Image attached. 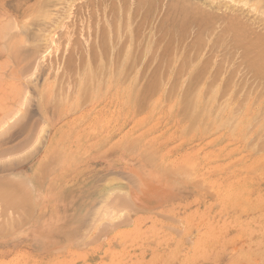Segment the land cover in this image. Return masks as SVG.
<instances>
[{
	"label": "rangeland",
	"instance_id": "374dc122",
	"mask_svg": "<svg viewBox=\"0 0 264 264\" xmlns=\"http://www.w3.org/2000/svg\"><path fill=\"white\" fill-rule=\"evenodd\" d=\"M42 1H45L47 3L42 2ZM48 1H46V0H0V32H1L2 36L5 34L6 30L8 32V34L6 33L7 35L5 34L6 38H2V36L0 35V117H3V119H5V120H3L1 118L3 121L0 119V126H1V128H0V131H1L0 132V153L1 154L0 155L3 154L2 158L0 157V160L4 162L3 163L0 161L2 163V164L0 163V179H1L0 181L5 179V181H3L1 183V184H3L5 182L4 183L5 185L3 184V187L0 185V187L2 189V193H0V199H1L0 200V225H1L0 226V264H109L110 263V259H109L110 255L116 251H120V250H118V248H120V247L123 248V250H125V252H127L126 258L124 260L122 258V264L123 263L124 264H134L135 260H137L139 263L140 262L141 263H149L151 260L152 254H153L150 242H146L145 244H142V245H141V243L138 242V244L134 243L132 246H130L128 244V242L123 244V245L119 243L120 246H118L119 244L115 243L116 240L114 242V239H116V236H118L119 234H126V233H128V231L133 229L134 225H135V220H137V219H141V221H142V223L140 225H138L142 231H145V230L147 231L148 229L150 230L155 224H158V229H160V232L165 233L167 235L166 240H165V243L167 242L165 245V248L168 249L167 251L171 252V251H173V249L175 250V248H176L175 246L180 244L179 239L182 236H184L187 243L182 244V242H181L182 252L178 253V255H180V256L183 254L189 253L193 244H195L197 242L198 238L204 232H206L205 230H207L208 224H210V223H214L215 225H218V228L225 227V231L227 230L225 232L226 234L224 233L225 238H223V239L224 240L228 239L227 240L228 243L225 244L223 247H221L217 243L214 244V251H217V256H218L217 260H219L220 264H229L230 259L233 258L239 252L249 250V252L252 253L255 251V249H257L258 246H259L258 249H260V252L264 254V249H263V247H264V209H263L264 205H260L259 204L260 202H258V200L262 199V198L264 201V179H263L264 175L261 176V174H264V168H263V170L261 169L258 171V173H257L258 176H255L256 174H252V173H250V174L254 177H251L250 174L247 175L248 176L247 178H249V176H250L248 181L250 183H252V185L250 186L251 188L249 189L248 194H247L248 199H249L248 204L251 206L250 209H248L247 211L246 210L244 211V210H241L242 206H237V207H230L229 210H224V209L221 210V208H220L221 202L216 195L214 196L216 199L213 198L212 196L210 199L209 196H207V197L202 198V200L200 202V201H198V198H200L201 195L200 194L196 195L195 189H192V187H189L188 185H186V187H184V184L182 183V181H181L182 184L178 183L180 181V179H176V181L178 180V182L172 181L171 180L172 178L169 180L170 182L167 179H165L166 182L168 183V185H167L166 182H164V180L161 181V177L163 176V175H161V173H162L161 171H155V173H153L154 171L153 172L150 171V173L147 172L149 170L146 169V165H144V161H141L142 157L140 158V156L135 154V153L133 155L132 153H129V152H118L117 149L113 148V144L117 140H122V139L130 137V136L133 138H136L138 136V138H136V139H138V147H140V146L142 147V148L140 147V149L138 148L140 151L144 150L143 148H145V150H147V149L151 150V151L155 150V151H153L155 153L156 161H157V162H155V166H157V164L160 165L159 163H161V162H162L161 166H163L165 164L170 163L171 161H178L184 155L192 154V153L194 154L201 149L204 152H208V151H211L213 149H218L221 152H223V154L219 158H216L212 162H210L211 165L208 166V168H209L208 171H211L210 168H211V166L214 167V165H216L215 167H219L220 170L222 169V167L226 168L228 166L226 171H228V170L229 171L226 172L225 174L224 173H215V172H214L215 174H213V173L209 174V176H208L209 181L208 182L219 181L221 183L220 188L225 190L226 184L228 181L226 179L228 178V174L230 172L234 171L237 174H241V172H244V171H241V169L244 170L248 165L252 164L253 159L251 157V153L253 155H255V154L259 155L260 153L264 152V150H263L264 146L261 148H257V147H260L261 145H264V140H263V138H264V129L263 128L264 127L259 129L253 123L250 124V126H247L248 129L246 128L245 132H244L246 135L247 142L244 143V141H243V146H240V148L238 150H235L236 149L235 145H230V143H228L229 141L225 138L217 139V142L219 145H217V142H216V144L212 143L213 139H216L225 131H223L221 129H217L218 131H216V128L210 129V126L213 127L212 124L215 125L214 120H212L213 118L211 117V114L206 112V111H208V112L211 111V109H210L211 105H209V108H207L208 106L203 108V105H202L200 107V109L198 110V112H200V113L203 112V113H201L202 115L200 113L196 112L197 115H194L193 117H191V119L189 117L190 112H188V109L191 108L190 104H188L189 108L187 107V112L186 113L183 112L184 115L182 113V110L179 112L180 109L178 110L177 107L174 108V111L172 113H167V111L165 109H168V108H170L169 106L173 105V103L175 102L174 100H176V98H178V95L180 93L181 94L183 93L182 96L184 95V97H186L188 95L190 96L192 94V92L194 91V89L198 90V87L201 88V89L199 88L200 90L203 89L204 90L203 93H205L206 90L208 91V88H210L209 87L210 84L215 83V85H213V86L221 87L222 90H220V91L222 93L224 92V94H222L220 91L218 92L219 95L220 94L221 95H220V97L218 95L219 98L217 97L218 99H216L217 100L216 105L217 104L219 105L222 103L220 106H223L224 105V103H223L224 99L223 98L226 99L225 101H230L231 106H233V107L236 104V106H235L236 108H234L235 114H234V117L232 118L233 121H231L232 123H235L236 122L235 120H237L235 118L239 117L240 115L242 116L243 110L246 111V109L249 108L250 105H252V104L254 105V107L251 106V108L249 109V113L252 112V114H257V113L259 114L258 111H260V109H261V112L259 115H261V117L263 116V118H260V116H259V118L264 119V115L262 114V113H264V95H263L262 100H258L257 98H254L255 95L257 97V95L262 91H261L260 87H257L258 90L255 89L254 80L251 77V75H248V71H246V68H245V66L242 62V59H241L242 58V54H241L242 50L241 49H239V50L233 49L232 48L233 45L232 46L229 45V47L231 46L232 49L227 47V45H228L227 42L226 43L224 42L225 44H227L226 46L224 43H223L224 45L219 44V42L223 39V38L220 39V37H219L220 40L217 39L218 38L217 37L218 31H220V30H218L219 28L215 29L217 32V33L214 32L216 34V36H215V34L214 35L212 34L213 36H211V34H208L209 37L207 36V39L205 38L206 36L203 37L205 39L203 44L200 45L198 43H195L196 44L195 45L194 42H196V41H194L195 39H193V37L195 38L196 36L195 35L193 36L191 34V31H192V33L195 31V30H193V29H195V28H193V26H195L196 23L193 24V22H195V19H196L195 16L196 15H193L192 13L196 12V10L197 11H199V10L198 9H196L195 11L190 10V8L191 9H193V8L191 6H186V5H185V7L182 6L180 8L181 4L179 5V8H178L179 3H176L175 0H167V3H166L167 6H168V4L171 3V1L172 2L174 1L173 4H175V5H173V6H177V7L173 8L171 6L173 8V10L171 8L166 7V11L164 9V7L166 5L163 4L166 0H153V1L150 0L148 2L147 6H144V8L142 5L145 4L147 0L145 1V3L141 2V4H142L141 7L143 8V10H142V8L141 9L139 8L140 5L136 8L137 5L135 4V2L137 0H135V1L134 0H126V1L125 0H104V2H106V3H103V4H106V5L102 4L103 0H88V1L87 0H64V1L63 0H48ZM107 1H108V3H107ZM140 1H143V0H140ZM151 1L154 3L156 1L157 5L155 3V5L151 6L150 5V4H152ZM177 1L180 2V0H177ZM188 1H193L194 4L197 5V3H198L197 1L202 3L203 0H187V3L190 5L191 3ZM208 1L211 2L212 0L211 1L208 0ZM218 1H220V0H218ZM168 2H170V3H168ZM42 3H44V4H42ZM76 3L78 5H76ZM133 3H134V5H132ZM181 3L183 4V2H181ZM60 4H62V5H60ZM100 4H102V6ZM111 4H112V6H110ZM199 4L200 3H198V5ZM37 5H38V7H37ZM121 5H123V6H121ZM148 5L150 6L151 10H150V8H148ZM160 5H161V7H160L161 9L158 8ZM171 5H172V3H171ZM196 5H194V6H196ZM238 5H239L238 7L241 6L240 4H238ZM39 6L40 7L42 6V8L39 9ZM61 6H63V7L61 8ZM104 6H105V8L108 6L107 7L108 9H106V10L102 9V7L104 8ZM109 6L112 8V10L114 8V10H113V12L115 11L114 13L112 12V10ZM124 6L127 7L126 8L127 11L125 10V8L124 9L122 8ZM155 6H157L158 9L155 10L154 9ZM188 7H190V8H188ZM63 8H66V9H63ZM128 8H130V9H128ZM145 8H147L149 10H147V9L145 10ZM162 8L165 12H163ZM175 8L176 9L178 8L177 12L175 11L176 10ZM194 8H197V6ZM202 8H204V7L202 6ZM241 8H242V6H241ZM244 8L246 9V7H244ZM89 9L92 12V15H91ZM115 9H118V12ZM169 9H171L170 12H168ZM179 9L183 10L185 13H183V11L180 12ZM32 10H33V12H32ZM65 10H67L68 13ZM93 10H95V11H93ZM132 10L133 11L138 10L139 12L135 11V13H134ZM43 11H44V13H43ZM84 11H85V13H84ZM119 11L121 12L120 14H119ZM122 11H125L127 13L132 12L131 13L132 15L128 14L129 15L128 18L130 16L131 17L133 16L134 18L132 17L131 21L129 22L128 20L130 18L129 19L126 18V16H125L126 13L124 12L123 14H125V15H123ZM247 11H250L249 7H247V9L244 11V14L248 15V13H246ZM88 13H90L89 16H88ZM150 13H153V15ZM162 13H163V15L166 14V16L161 15ZM170 13L171 14L173 13V15H175L176 17L175 16L173 17V15H170ZM179 13H181L180 17L178 16ZM187 13L189 14L190 17H187ZM249 13L250 14L248 15V17H247V15H244V16H246V18H249V16H250L251 18H249V19H251V20L252 19L256 20L258 18V17L256 18L257 15L254 12L251 11ZM251 13H254L253 15H255V16H252ZM47 14H48V16H47ZM113 14H114V16H113ZM142 14H144V17H145V15H148L149 21H148V19H146L147 16L144 18V19H146V21L143 20ZM85 15L88 19L90 18V16H92V17L88 20L85 17ZM98 15H99V17H98ZM135 15H137V16L135 17ZM150 15H152V17ZM185 16L187 17L188 21L190 19L191 20L193 19L192 16L195 18V19H193L194 20L193 22L192 21H189L190 23L188 22V25L190 26L189 27L190 33H188L186 35H181V37L179 38V39H182L183 42L185 40L184 43H186L185 45H187V46H189V44L190 45L194 44L193 47L191 46V48H190V46H189L187 48L188 51L189 50L191 51L190 56L188 55V51L186 49L187 46L184 47L183 46L184 44H181L182 48L186 49V50H183L182 48L179 47L180 43H181L179 40L175 39V41H173V37L175 35H176L175 36L176 38L179 37L176 30L178 31L179 29H177V28L181 27V25H184L183 22H181V21H183L182 19ZM43 17L44 18L46 17V18L43 19ZM62 17L65 19H63ZM161 17H162V21H161ZM169 17H171V18H169ZM124 18H126V20ZM177 18L178 19L181 18V19L178 20ZM260 18H262V17H260ZM94 19L95 20L97 19L96 22ZM168 19L169 20L171 19L170 20L171 22L168 21V24H166L165 21ZM36 20H38V21H36ZM51 20H52V22H51ZM75 20H76V22H75ZM158 20L161 21L162 23H164V22L165 23L162 24ZM163 20H164V22H163ZM177 20H178V23H176ZM79 21H80V23H79ZM173 21H174V23H173ZM101 22H103L102 23L103 26L100 25ZM146 22H149L150 24L146 23ZM157 22H158V25H156ZM5 23L8 25L6 27H9V29H5V27H3ZM70 23H71V25H70ZM119 23H121V24H119ZM123 23H125V24L127 23L129 26L127 24H126L127 25L126 26ZM130 23L132 25H130ZM143 23H145V24H143ZM152 23H154V24H152ZM159 23L161 24L160 25L161 28L159 26ZM179 23H181V25ZM146 24H148V25H146ZM151 24H152V26H151ZM93 25H94V27H93ZM96 25H97V27H96ZM104 25H105V27H104ZM123 25H124V27H122ZM164 25H166V26H164ZM175 25L178 27H176ZM99 26H101V27L99 28ZM112 26H113V28H111ZM168 26L170 27L169 30L171 32L168 30ZM91 27H92V29H91ZM102 27H104L105 30H102ZM109 27L111 28V30ZM151 27H152V29H151ZM174 27H175V31H173ZM195 27H197V26H195ZM203 27L207 28L208 26L206 27L205 25H203ZM164 28H165V30H164ZM10 29H11V31H10ZM116 29H119V31L118 30L116 31ZM129 29L134 34V35L132 34L133 40H135L137 35L140 38H144V39H142L143 42L139 41L141 39L138 38L139 39L138 40L136 38V42L138 41L137 43H141L142 44V45L140 44L141 46H144V43L145 44L147 43V42H145V40L146 41L147 40L152 41L153 46H154L152 51L158 53V51L160 50V52L158 54L157 53L155 54L158 59L154 56V60L151 61V59H153V52H151L152 54H150V53L147 54V56L150 58L149 59L147 56H145L144 58L139 57L140 56L139 55L140 50H138L139 54L136 53L137 57L135 60L129 59L128 62L122 63L123 71H122L120 76H117L118 67L120 66L119 64H120V60L122 58V55L124 54V51L127 49V47L130 46L129 41L131 43H133L132 45L136 44V42L132 41V39L130 38L131 35L129 33ZM208 29H209V27H208ZM208 29H206V31ZM40 30H41V32H40ZM161 30H164V33H166V34L163 35L164 33ZM62 31H64V34ZM88 31H90V32H88ZM93 31H95V33ZM108 31L109 32L111 31L109 33L110 35L108 34ZM122 31H124V32H122ZM168 31H169V34H167ZM181 31H182V27H181ZM74 32H76V33L74 34ZM96 32H97V34H96ZM126 32H127V35L128 34L130 35V37H129L130 39L125 34ZM161 32H162V35L160 34ZM172 32L173 33L176 32V34L175 33L173 34ZM179 32H180V30H179ZM151 33H153L152 36H151ZM157 33H158V35H157ZM186 33H187V31H186ZM77 34L79 35V37ZM119 34L120 35L122 34V37L120 36L119 37L120 39H118V41H121V42L117 43V41H115V40H117ZM180 34H181V32H180ZM201 34L204 35L202 32H201ZM95 35H98V38L97 37L95 38L94 37ZM105 35H106V37H105ZM124 35H126V36H124ZM142 35L147 36V38L143 37ZM156 35L158 37L159 36L162 37V39H161L162 41L158 40L159 38L157 39ZM172 35H174V36L172 37ZM102 36H103V41L101 38ZM153 36H155L156 38ZM210 36H211V38H210ZM56 37H57V39L60 38V39H58V41H60V42L57 41ZM74 37L77 40H75ZM85 37H87V38H85ZM213 37H217V38H213ZM92 38H95L96 42H94V40H95L94 39L93 40L94 44L89 45V41H90V43H93V42H91ZM111 38H113L114 41H112ZM190 39H192L194 42H192V40H190ZM215 39L217 40V42L215 41ZM109 40H111L110 45H112V44L113 45L111 47L108 46V48H107L106 43L109 45ZM124 41H125V44L128 43L129 45L128 44L124 45L126 47L122 46L124 44V43L122 44V42H124ZM169 41H171V42H169ZM77 42H80V43H77ZM173 42H174V44L176 43L175 45L177 46V48L174 44L171 45V43H173ZM100 43H103V45L101 44V47H100ZM178 43H179V45H178ZM115 44H116V46H115ZM117 44L120 45V48L117 47V46H119ZM86 45L88 46V50H86V48H87ZM221 45L223 46V48ZM84 46H86L85 49H84ZM219 46H221V47H219ZM89 47L94 54H95V51L99 52V51H97V49L100 50V49L105 47L104 51L100 50V52H99L100 53L99 55L102 54L101 56H103V54H104V56H105V57L103 56L104 59H103V57H101L99 55H98V57L95 55V57L93 58V56H92L93 54L91 55L90 53H88V54H90V56H92L89 58V56L87 54V51L91 52L89 50ZM94 47H95V50H94ZM109 47H110V51H111V48H113L114 51H117L118 49L120 51L118 50L116 53L112 50L110 52V51H108ZM115 47H117V48L115 49ZM226 47H227V52L225 50ZM170 49H172L171 51H173V54L170 51ZM33 50H34V52H33ZM161 50H162V52L164 51L162 53V55H161ZM182 50H183V52L184 51L187 52V55L189 56V58H186L187 57L186 52L181 54ZM198 50H199V52H198ZM66 51L67 52L70 51V52L67 53ZM78 51L79 52L82 51L80 53H81V57L83 56V58H81L79 56L80 53H77ZM84 51H85V53H84ZM178 51L181 52L179 54L180 56L176 53ZM190 51H189V53H190ZM234 51L235 52L238 51V52L235 53ZM75 53H77L76 55L79 54L78 55L79 57L78 56L76 57L74 55ZM175 53L177 54V56L174 57V55H176ZM32 54H33V56H32ZM34 54H36V55H34ZM58 54H59V56H58ZM84 54H85V56H88V57L86 58L84 56ZM113 54L117 55L118 57L116 58V56H114ZM237 54L241 55L240 58ZM37 55H39V56H37ZM71 55L73 56L72 57L73 59L71 58ZM164 55H166L167 57ZM172 55L175 59L172 57ZM182 55L183 56L185 55V57L183 58ZM235 55H236V57H234ZM27 56H29L28 57L29 59H27ZM109 56L110 57L114 56V57L110 58ZM196 56L197 57L199 56L200 58L199 57L195 58ZM75 57L77 59L78 58L79 59L77 60ZM84 57H85V59H84ZM99 57H101L103 60H105V58H106V60L101 61L100 60L101 58H99ZM163 57L166 59L168 57H171L173 59L170 58L171 60L170 59L165 60V59H163ZM178 57H179V60L177 63L176 58H178ZM206 57H208L209 59ZM66 58L67 59L70 58L72 60V62H69L71 60L69 59V61H68ZM74 58H75V60H74ZM95 58H96V60H95ZM109 58H110V60L113 59L112 63H110ZM180 58H182V59H180ZM185 58H186V60H185ZM203 58H205V59L203 60ZM59 59H60V61H58ZM82 59H84L83 60L84 64L87 62V61H85L87 59L90 62H88V65L85 66V65H83V63H81ZM114 59H115V61H114ZM116 59L118 61H116ZM155 60H156V63H155ZM195 60H197V62ZM99 61H101L100 64H98ZM144 61H145V65H144ZM158 61H160V63L162 61L164 67H163L162 63L160 65V63H158ZM170 61L172 62V66H171L172 69H171V67H169L171 64V63L169 64ZM31 62H33V63H31ZM43 62H45V63H43ZM105 62H107L108 64ZM117 62H119V63H117ZM138 62H140V63L138 64ZM179 62L181 64H179ZM188 62L190 63V65L187 64ZM28 63L30 64V66ZM59 63L61 66L59 65ZM101 63H103V64L101 65ZM154 63H155L156 67L154 66ZM175 63H177V65L179 66L177 69H176L177 65ZM233 63H234V65H233ZM235 63H237V64H235ZM11 64H13V65H11ZM128 64H130V65H128ZM135 64H137V65H135ZM150 64H151V66H150ZM104 65H106L105 66L106 68L105 67L103 68ZM133 65H134V68H133ZM167 65H168V67H167ZM174 65H176V66H174ZM193 65L194 66L196 65V67L194 69H193V67H194ZM204 65L205 66L207 65V66L205 67ZM82 66H84V67H82ZM90 66H92V67H90ZM165 66H166V69H165ZM187 66H188V68L189 67L190 68L188 69ZM47 67L48 68L50 67V68L47 69ZM68 67H71V68H68ZM80 67H82L84 69H82ZM161 67H162V69H165V70H163V73H164V71L166 72L167 69H170V71H173V70H176V71H174V74L172 73L171 77L162 76L160 74L159 77L161 79H159V80H161V81L156 80V79L152 80V76H153L152 74H154L155 72L157 73L161 69ZM233 67L235 69H233ZM236 67L238 68V70L239 69L240 70L239 71L236 70ZM23 68H25V69L23 70ZM86 68L88 70H86ZM141 68L143 70H141ZM182 68H185V69L181 70ZM20 69H22V70H20ZM89 69H92V70L89 71ZM95 69H96V71H95V73H93V71ZM230 69H232V70H230ZM80 70L85 71V72H82V73H84V74H82L83 77L85 76L84 78L81 77L82 75H78V72H79V74H81ZM140 70L143 71V73ZM177 70L180 71L178 78H177V76L175 77V74L178 73ZM233 70H236V71H234L236 73L238 72L237 75H236V73L233 72ZM182 71L185 72L184 76H187L189 73L196 75V76H194V78H193V75H191L192 76L191 77L189 74L188 75L189 78L188 77H187V79L185 77L183 78V76L181 77V74L182 75L184 74ZM76 72H77L78 76L75 75ZM90 72L92 73L91 77H90L91 82H88ZM243 72H245V73H243ZM53 73H54V75H53ZM114 73H115V75H114ZM139 73L142 75H140ZM199 73L200 74L202 73V75L200 76ZM227 73H229L231 75H232V73H233V75L235 74L234 76L232 75L233 80H232V76H228L229 74H227ZM60 74H62V75H60ZM93 74H94V76H93ZM129 74H130V76H129ZM20 75H22V76H20ZM63 75H65V76H63ZM218 75L221 77L218 78ZM59 76H60V78L58 80ZM74 76L78 77V79L75 78ZM79 76L83 79V80H81V78H80L81 82L79 80ZM94 77L97 80H95ZM139 77H142V78H140L141 80L139 79ZM149 78H151L152 82L150 81ZM164 78H166V79H164ZM179 78H181V80ZM207 78H209L210 80L208 81ZM216 78L219 80H217ZM175 79H178V81ZM184 79H186V80H184ZM63 80H65V81H63ZM170 80H173V81L169 82ZM163 81H165V82H163ZM215 81H217V82H215ZM239 81H240V83H239ZM147 82H151L152 84L147 83ZM154 82L156 85V89L159 92L163 91L162 93L159 94V92L156 89H154L155 88ZM156 82H157V84H156ZM172 82H173V84H172ZM191 82H192V84H191ZM54 83H55V85L52 86V84H54ZM92 83H93V85H92ZM141 83L143 85L144 84H147V85L143 86V85H141ZM229 83H231L230 86H229ZM81 84H82V87H81ZM150 84H151V86H153L152 88L150 86H148ZM171 84H172V86H171ZM89 85L91 87H88ZM173 85H175V86H173ZM199 85H201V86H199ZM141 86H143L142 87L143 89L141 88ZM183 86L185 89L183 88ZM204 86H205V89H204ZM235 86H236V88H235ZM255 86H257V85H255ZM132 87L135 88V90H136V87L141 89L140 91H138V93H140V94H138V95H140L139 96L140 99H136V102H138L140 100L142 103H140V101H139V103H137V105H135V102H134L135 107L130 105V98H131V92H132V90L130 88H132ZM175 87H177V88H175ZM195 87H197V88H195ZM49 88H51V89L49 90ZM150 88L153 90H149ZM160 88L161 89L163 88L162 91ZM248 88H251V89H248ZM259 88H260V91H259ZM42 89H43V91H42ZM167 89L169 90V93H168ZM236 89L238 91H236ZM242 89H244V90H242ZM145 90L146 91L148 90V92H146L147 94H145ZM22 91L24 94L22 93ZM51 91H53V93ZM141 91L143 94H141ZM150 91H153V92H151L152 94L149 93ZM180 91H182V92H180ZM196 91H194V93ZM186 92H188L187 93L188 95L184 94ZM241 92L245 93V94H242ZM250 92L253 94L251 95ZM194 93L190 97H192L194 95ZM209 93H210V91H209ZM209 93L207 94L208 97H209ZM263 93H264V91H263ZM28 94H29L30 98H28L29 97ZM181 94L179 95V99H181L180 98ZM227 94H229V95L227 96ZM141 95L142 96L144 95L143 97H145V98H143ZM241 95H243L244 97H246L248 95L249 96L247 98H243V96H241ZM172 97H173V99H171ZM205 97H206V95H205ZM221 97H223V98H221ZM233 97H234V99H233ZM53 98H55V99H53ZM188 98L186 97V99H188ZM85 99H86V101H85ZM221 99H223V100L221 101ZM253 99L256 102L255 101L253 102ZM134 100H135V97H134ZM239 100H241V101H239ZM19 101H20V103H19ZM119 101L124 106H122ZM35 102H37V104ZM74 102L76 104L78 103V105L76 106V104H75V106H74ZM152 102L156 103V108H157L156 111L153 113H151V106L154 104ZM238 102H240V103L242 102L241 104L239 103L242 106H238L239 105ZM244 102H245V104H244ZM59 103H60V105H59ZM65 103H67V104H65ZM23 104L26 107H24ZM71 104H73V106H71ZM17 105H18V107H17ZM139 105H141V106H139ZM12 106H14V107H12ZM64 107L66 108V110H64L65 109ZM73 107H74V109L72 110ZM214 108L216 110V107H214ZM5 109H6V111H4ZM25 109H27V110H25ZM235 109H237V111ZM8 110L9 111L11 110V111L9 112ZM14 110H15V112H14ZM8 112L10 114L6 115V113H8ZM213 112H215V111L213 110L210 113L213 114ZM240 112H242V113H240ZM205 113L210 115V116L205 115ZM2 114H3V116H2ZM149 114H152V115H149ZM119 116H120V118H122L121 120H120ZM195 119L197 120V125L196 126L192 125V127H194V128L189 126L190 129L188 131V128H187V130H186L187 132L185 134H181L178 131V129L181 126L186 125V124L189 125V122L191 120H195ZM182 120H184V121H182ZM179 121H181V123H179ZM75 122H77L78 124ZM98 122H99V124L97 125ZM102 122L105 125H103ZM95 123H96V125H95ZM190 124H191V122H190ZM38 125H39V127H38ZM94 125H95V127L93 128V130H88L90 127H93ZM8 126H10V127H8ZM67 126H72L70 128L71 131H68L69 133L67 132ZM135 126H138V127H135ZM6 127H7V129H6ZM104 127H106V128H104ZM46 128H47V130H46ZM140 128H142V130ZM191 128H192V130H191ZM29 129H30V131H29ZM154 129H155V131H153ZM37 130H39V132ZM196 130H197V132H195ZM260 130H261V132H260ZM151 131H153V132H151ZM145 132H147L148 134ZM247 132H248V134H246ZM1 133H3V134H1ZM62 133L64 135L67 134V137H65L64 142L62 143L60 149L62 148L61 150H64L66 153L68 152L63 158H65V157L70 158L71 155H72V157L70 160L69 159L66 160V158H65L64 161H61V160H63V158L56 159V157L58 158V156H56V157L54 156L48 165L47 164V157L48 156L46 155V153H48V149H50V144H52V142L55 143L56 148H57V146L59 144H56L57 143L56 141H58V140H55V139L57 138L56 136H58V137H60L61 135L63 136ZM81 133H82V135H81ZM225 133H228V132H225ZM85 135L87 137L88 136L89 137L88 138L86 137V139H85L84 138ZM76 138H78V139L76 140ZM140 138L142 141H140ZM258 138H260V139L258 140ZM28 140H29V142H28ZM83 140H85V141H83ZM102 141H104V142H102ZM149 141L151 142L150 145L148 144ZM42 142H43V144H42ZM152 142H154V143H152ZM21 143L22 144L26 143L28 145V147L26 144H23V147H24L23 148ZM37 143H38V145H37ZM39 143L42 146L39 145ZM29 144L32 146H30ZM245 144L247 145L246 147H245ZM89 145H91L93 148L88 149ZM146 145H147V148H146ZM148 145H149V147H148ZM248 145L250 147H248ZM151 146H152V148H151ZM154 146H155V148H154ZM67 147H69V148H67ZM29 148L31 150H29ZM162 148H163V150H162ZM1 150H2V152H1ZM159 150H161V152ZM251 150L255 153H253ZM260 150L262 152H260ZM11 152H12V154H11ZM69 152L71 155L69 154ZM8 153H9V155H8ZM20 153H21V156H20ZM26 156H27V158H26ZM162 157H163V159H162ZM165 157L167 159H164ZM10 158H13V159H10ZM72 158H73V160H72ZM26 159H28V160H26ZM54 159L56 161L57 160L58 161L55 162ZM241 159H243V160H241ZM16 160H17V162H15ZM20 160H21V162H20ZM42 160H45L43 165L47 164V166H46L47 171L45 169V165L42 168L39 167ZM59 160H60V162H59ZM68 160H69V162H68ZM12 161H13V163H11ZM18 161L22 164H20ZM70 161H72V162H70ZM241 162H242V164H241ZM57 163L59 164V166ZM142 163H143V166L141 165ZM9 164H10V166H9ZM51 165L52 166L56 165L55 168L56 169L58 168L57 170L55 169L53 174H52L53 171L51 172L48 170V168L50 169V167H51L50 170H54V167H52ZM3 168H5V169H3ZM37 169H38V173L36 174ZM42 171H46V172L43 173ZM39 172L42 173V176L44 174H46V176H47V174H48L47 177H49V178H47L44 175L46 178V181L43 182L44 180H42V182L44 183V186L42 185L44 190H43V188H41V182H38L35 179V176H37V177H38V175L40 176ZM54 174H56V176ZM217 174H220V176ZM101 175H106L107 177L108 176L110 177V175L111 176L119 175L118 177H120V181L116 184L118 186L122 185L124 188L129 190V192L131 193L130 199H133L132 207H130L131 204H128V205L125 204L124 205V203L122 201L118 200V202L120 203V205H119L117 202V199H119L118 194L115 195L114 194L115 192L112 194H108L110 196L106 197L107 201L105 199H104V201L100 199L99 191H102L104 193L105 188L108 185L107 180H103L102 177H104V176H101ZM132 175L134 176V179L136 178L135 182L132 181V179H133ZM217 176L220 178L218 179ZM25 177H26V179H24ZM38 178L43 179L41 176ZM124 178H125V180H124ZM130 178H131V180H130ZM214 178H216V180ZM30 179L32 180V182L30 181ZM162 179H164V178L162 177ZM109 180H111V179H109ZM220 180L221 181L223 180V181L221 182ZM51 181L53 182L54 187L56 186L55 189L51 186V184H49V183H51ZM13 182H14V184H13ZM172 182H174V183H172ZM20 183H22L21 185H23V186H19ZM106 183H107V185H106ZM170 183H172V184H170ZM176 183H177V185H176ZM11 184H13V185H11ZM39 184H40V186H39ZM58 184H59V186H58ZM93 184H95V185H93ZM104 184H105V186H104ZM134 184H136V185H134ZM25 185H26V187H25ZM33 185H35L38 188H34ZM149 185L153 186V189L149 190V188H148ZM172 185H174V187H176L175 190L173 189ZM181 185H182L183 189L181 188ZM61 186L63 188H60ZM141 186H142V188H141ZM11 187H13V188L11 189ZM15 188H17V189L19 188L20 191L17 190L18 193H16ZM23 188H24V191H26L25 192L26 194H24V192L23 193L21 192V191H23ZM40 188H41V190H40ZM6 189L9 190L10 192H8ZM25 189H27V190H25ZM29 189L31 190V192ZM47 189H48V191H47ZM42 190H43V194H42ZM57 190L59 191L60 195H58ZM155 190L157 193L154 192ZM37 191L38 192L40 191L41 193L40 192L37 193ZM46 191H47V193L45 194ZM172 191H173V193H171ZM52 192H53V194H52ZM54 192H56L57 194ZM68 192H69V194H68ZM8 193H10V194H8ZM162 193H164V194L162 195ZM174 193H175V195H174L175 197L173 196V198H174L173 199L171 197V195ZM213 193H216V192H213ZM6 194H8L7 197H6ZM12 194H14V195H12ZM20 194H21V196H20ZM23 194H24V196H23ZM35 195H37V196H35ZM64 195H66V196H64ZM69 195H72V196H69ZM111 195H113V197H111ZM223 196L224 195H222L220 193V198H222ZM5 197L8 199H6ZM30 197H31V200H30ZM35 197L36 198L38 197V198L36 199ZM133 197H135V198H133ZM168 197H170L172 200L170 198L168 199ZM19 199H20V201H19ZM21 199H23V203H21L22 202ZM54 199L56 202L54 201ZM68 200H69V202H68ZM123 200L128 201V199H125V198H123ZM17 202H20V203H17ZM28 202H30L31 204ZM210 202L213 203L212 205H214L213 209H212V207H205ZM57 203H59V204L57 205ZM163 203H165V204H163ZM22 204H23L24 209H23V207H19L20 205L22 206ZM27 204H29V205H27ZM116 204H118V205H116ZM253 205H255V206H253ZM258 205H260L262 207H260V206L258 207ZM109 207L112 210V213H110L111 211L108 210ZM171 207L176 209L179 216H172L173 214H171V215L168 214L167 211ZM119 208H121V209H119ZM52 209H55V210H52ZM86 209H88V210L86 211ZM126 209H127V211H126ZM78 210H79V212H78ZM9 211H11V212H9ZM105 211H106V213H105ZM131 211H133V212H131ZM77 212H78L77 216H79L78 217L79 219L76 217ZM81 213H82V215H81ZM104 213L108 214V215L106 216ZM71 214H73L72 215L73 217L75 216V221L73 220V222H72L73 217H72V219H69V222H72L71 225H69L70 228L71 227L73 228V226L75 228V230L73 228L74 231L72 233L70 232L71 230L68 231L69 226H67V225L64 226V224H62L65 222H66L65 224H70L67 221H68V218L71 217ZM115 214L118 216L116 217ZM196 214H197V219L192 221L190 218L189 223L187 225L184 224L185 221L183 219L185 216L191 217V216H195ZM9 215H10V218H9ZM109 215L111 217L113 215L115 216V217L114 216L112 217V218H115V219H112L113 221L111 220L112 222L110 221L111 217H109L110 219L109 218L107 219V217ZM53 216H55V219ZM86 217H88V218H86ZM98 217H100V218H98ZM17 218H19L18 219L19 222L17 221ZM60 218L62 221L59 220ZM81 219H82V221H79ZM172 219L175 220V223ZM129 220H130V222H126V223L124 222V221H129ZM235 220H237V221H235ZM10 221H11V226L12 227L14 226L11 229H10ZM78 222L80 224H78ZM31 223L33 224V226ZM53 223H54L55 227H53ZM236 223H238L240 226L238 224H237L238 225L237 226ZM72 224H74V225H72ZM85 224H87V225H85ZM117 224L118 225L120 224V225L118 226ZM6 225H8V226H6ZM57 225H59V226H57ZM66 226H67V228H66ZM226 226H228V227H226ZM242 226H246V227L248 226L249 228H251L250 230L252 231V234L250 237H246L247 239H245L244 237H241V238L238 237V234H239L238 228H241ZM180 227H181V229H180ZM192 227H194V228H192ZM227 228H229V229H227ZM2 229L5 233L3 231H1ZM68 233L70 234L69 238L67 237V236H69ZM73 233H75V235H73ZM85 233H86V235H85ZM72 235L74 237H72ZM57 238H59V240ZM52 240L54 242H52ZM56 241L58 242V245L54 246L55 243L57 244ZM62 241H65V242L62 243ZM66 241H68V242H66ZM189 241L192 243V245L190 244ZM88 242H89V244H88ZM247 242H248V244H247ZM51 247L53 248V250ZM139 247L142 249H139ZM156 247H157V245H155V249H156ZM47 248H48V250H47ZM58 250H60V251H58ZM127 261H128V263H127ZM177 262H178V259L176 261H174V259H172L171 261L167 262L166 264H176ZM237 262H236L237 264H241V263L244 264L245 263V261H243L242 259L237 260ZM177 264H180V263L178 262ZM197 264H212V262L209 260H201V261L198 260ZM256 264H258V262H256ZM259 264H264V261H260Z\"/></svg>",
	"mask_w": 264,
	"mask_h": 264
},
{
	"label": "bare ground",
	"instance_id": "6f19581e",
	"mask_svg": "<svg viewBox=\"0 0 264 264\" xmlns=\"http://www.w3.org/2000/svg\"><path fill=\"white\" fill-rule=\"evenodd\" d=\"M46 1H48V0H46ZM64 1V0H63ZM88 1V0H87ZM126 1V0H125ZM135 1V0H134ZM138 1V2H137ZM136 2H135V4L137 5L136 6V8L140 5V9L142 8L141 7V2L142 3H145V1L146 0H143V1H140V0H137ZM140 1V2H139ZM150 0H147L146 1V3L145 4H143L142 6H143V8H144V6H147V4H148V2H149ZM153 1V0H152ZM151 1V3L152 4H150L151 6L152 5H155V3H156V1H155V3L154 2H152ZM211 1V0H210ZM215 3H214V2ZM15 2V1H14ZM20 2V1H19ZM42 2H45V1H42ZM49 2V1H48ZM61 2V1H60ZM67 2V1H66ZM71 2V1H70ZM174 2V1H173ZM173 2L171 1V3H172V5H171V3L170 2H168V3H170V4H168V6L166 5V3H167V0L163 3L164 5H166L165 7H164V9H165V11H166V7H168V8H171L172 10H173V8L174 7H177V6H173V5H175V4H173ZM175 2L176 3H179L178 4V8H179V5H180V8L182 7V6H184L185 7V5L186 6H191L193 9H191L190 7H188V8H190V10H193V11H195L196 9H198L199 11H197L196 10V12H191L193 15H196L195 16V18L192 16V18L193 19H195V22H193L194 20L192 19H190L189 21H192L193 22V24H195L196 23V25L195 26H197V27H195V26H193V28H195V29H193V30H195L193 33H192V31H191V34L194 36H196L195 38L193 37V39H195L194 41H196V42H194L192 39H190V40H192V42H194V44L195 43H198V44H203L204 43V38L203 37H205L206 39H207V36L209 37V35L208 34H211V36H213L215 33H217L216 32V28L218 29V30H220V31H218V38L217 37H213V38H217V39H219V37H220V39H222L220 42H219V44H222V45H224L226 42L228 43V45L227 44H225V46L227 45V47H229V45H233L232 46V48L233 49H235V50H239V49H241L242 50V52H241V54H242V62H243V64H244V66H245V68H246V71H248V75H251V77L253 78V80H254V87H255V89L256 90H258L257 89V87H260L261 88V91L262 92H260L258 95H257V97H256V95L254 96V98H257L258 100H262L263 99V95H264V93H263V91H264V0H220V1H218V0H212L211 2H209L208 0H203L202 1V3L201 2H199V1H197L198 3H200L199 5H198V3H197V5L196 4H194V2L193 1H188V2H190L191 4L189 5L188 3H187V0H180V2L179 1H177V0H175ZM181 2H183V4L181 3ZM193 2V3H192ZM213 2V3H212ZM13 3V2H12ZM45 3H47V2H45ZM55 3V2H54ZM79 3V2H78ZM103 3H106V2H104V0H103V2H102V4ZM107 3H108V1H107ZM129 3V2H128ZM138 3V4H137ZM140 3V4H139ZM154 3V4H153ZM185 3V4H184ZM188 5H187V4ZM16 4V3H15ZM42 4H44V3H42ZM95 4V3H94ZM102 4H100L101 6H102ZM127 4V3H126ZM125 4V5H126ZM193 4V5H192ZM238 4H240L241 6H242V8H241V6L240 7H238L239 5ZM48 5V4H47ZM60 5H62V4H60ZM76 5H78L77 3H76ZM99 5V4H98ZM103 5H106V4H103ZM132 5H134V3L132 4ZM156 5H157V3H156ZM159 5V4H158ZM194 5H196L197 6V8H194V7H196V6H194ZM11 6V5H10ZM14 6V5H13ZM46 6V5H45ZM55 6V5H54ZM100 6V7H101ZM110 6H112V4L110 5ZM109 6V7H110ZM121 6H123V5H121ZM170 6V7H169ZM173 8H172V7ZM194 6V7H193ZM202 6L204 7V8H202ZM37 7H38V5H37ZM63 6H61V8H62ZM65 7V6H64ZM70 7V6H69ZM68 7V8H69ZM88 7V6H87ZM99 7V8H100ZM108 7V6H107ZM105 8V6H104V8L102 7V9H104V10H106V9H108V8ZM161 7V5L158 7V8H160ZM244 7H246V9H247V7H249V10L250 11H247L246 13H248V15L250 14L249 12H254L257 16H256V18L259 20H255V19H249V18H251L250 16H249V18H246V16H244V15H247V14H244V11L246 10ZM10 8V7H9ZM40 8H42V6L40 7L39 6V9ZM111 8V7H110ZM117 8V7H116ZM123 9L125 8V10H126V8L127 7H122ZM143 8H142V10H143ZM148 8H150V6L148 5ZM157 8V6H155V10L156 9H158ZM178 8L175 10L176 12H177V10H178ZM63 9H66V8H63ZM93 9V8H92ZM128 9H130V8H128ZM147 8H145V10H146ZM153 9V8H152ZM161 9V8H160ZM171 9H169V11L168 12H170L171 11ZM245 9V10H244ZM62 10V9H61ZM110 10V9H109ZM111 10H112V8H111ZM113 10H114V8H113ZM113 10H112V12H113ZM115 10H117V12H118V9H115ZM122 10V9H121ZM147 10H149V9H147ZM150 10H151V8H150ZM154 10V11H155ZM162 10H163V8H162ZM180 10V9H179ZM186 10V9H185ZM58 11V10H57ZM67 13H68V11L67 10H65ZM70 11V10H69ZM89 11H90V9H89ZM88 11V12H89ZM93 11H95V10H93ZM103 11V10H102ZM127 11V10H126ZM133 11V10H132ZM135 11H138V10H135ZM135 11H133L134 13H135ZM153 11V12H154ZM164 10H163V12H165ZM183 10H180V12H182ZM187 11V10H186ZM32 12H33V10H32ZM115 12V11H114ZM113 12V13H114ZM125 11H122V14L124 13ZM131 12V11H130ZM139 12V11H138ZM147 12V11H146ZM175 12V13H176ZM188 12V11H187ZM43 13H44V11H43ZM65 13V12H64ZM80 13V12H79ZM84 13H85V11H84ZM87 13V12H86ZM90 13H91V15H92V12L90 11ZM90 13H88V16L90 15ZM94 13V12H93ZM107 13V12H106ZM105 13V14H106ZM109 13V12H108ZM121 12L119 11V14H120ZM126 13V15L125 14H123V15H125L126 16V18H128V14H131V13H127V12H125ZM167 13V12H166ZM183 13H185L184 11H183ZM254 13H251V15L252 16H255V15H253ZM60 14V13H59ZM71 14V13H70ZM139 14V13H138ZM150 14H152L153 15V13H150ZM157 14V13H156ZM177 14V13H176ZM181 13H179V17L181 16L180 15ZM63 15V14H62ZM61 15V16H62ZM100 15V14H99ZM99 15H98V17H99ZM107 15V14H106ZM118 15V14H117ZM132 15V14H131ZM143 15V20H145L146 21V19H148V15H145V17L147 16V18L146 19H144L145 17H144V14H142ZM152 15H150L151 17H152ZM161 15H163V13L161 14ZM168 15V14H167ZM170 15H173V13L171 14L170 13ZM183 15V14H182ZM248 15H247V17H248ZM47 16H48V14H47ZM64 16V15H63ZM96 16V15H95ZM111 16V15H110ZM113 16H114V14H113ZM124 16V17H125ZM137 15H135V17H136ZM159 16V15H158ZM163 16H166V14L165 15H163ZM169 16V15H168ZM175 15H173V17H174ZM184 16V15H183ZM198 16V17H197ZM40 17V16H39ZM85 17H86V15H85ZM92 16H90V18H91ZM109 17V16H108ZM133 17V16H132ZM132 17L130 16L128 19V21L130 22L131 21V19H132ZM172 17V18H173ZM176 17V16H175ZM187 17H190L189 16V14L187 13ZM187 17L185 16L182 20L183 21H181V22H183V24L184 25H181V23H179L180 25H181V27H182V31H181V27H179V28H177V29H179L180 30V32H181V34H180V32H179V30L177 31L176 30V32L178 33V36L179 37H175L174 35H172V37H173V41H175V39L176 40H179L180 42V48H182V46H181V44H184L183 46L184 47H186L187 45H185L186 43H184L185 42V40H184V42H183V40L182 39H179L180 37H181V35H186V34H188V33H190V26L188 25V19H187ZM260 17H262V18H260ZM46 18V17H45ZM44 17H43V19H45ZM52 18V17H51ZM58 18V17H57ZM63 18V17H62ZM73 18V17H72ZM87 18V17H86ZM89 18V19H90ZM110 18V17H109ZM114 18V17H113ZM126 18H124L125 20H126ZM134 18V17H133ZM142 18V17H141ZM150 18V17H149ZM168 18V17H167ZM169 18H171V17H169ZM49 19V18H48ZM56 19V18H55ZM54 19V20H55ZM63 19H65V18H63ZM88 19V18H87ZM88 19V20H89ZM178 19V18H177ZM181 18H179L178 20H180ZM39 20V19H38ZM38 20H36V21H38ZM53 20V21H54ZM72 20V19H71ZM82 20V19H81ZM95 20V19H94ZM97 20V19H96ZM96 20H95V22H96ZM102 20V19H101ZM100 20V21H101ZM139 20V19H138ZM156 20V19H155ZM160 20V19H159ZM158 20V21H159ZM171 20V19H170ZM169 19L168 20H166L165 22H166V24H168V21H170ZM178 20H177V22L176 23H178ZM7 21V20H6ZM10 21V20H9ZM12 21V20H11ZM41 21V20H40ZM56 21V20H55ZM99 21V22H100ZM117 21V20H116ZM148 21H149V19H148ZM161 21H162V17H161ZM161 21H159L160 23H162ZM175 21V20H174ZM174 21H173V23H174ZM5 22V21H4ZM13 22V21H12ZM11 22V23H12ZM45 22V21H44ZM50 22V21H49ZM51 22H52V20H51ZM50 22V23H51ZM63 22V21H62ZM75 22H76V20H75ZM78 22V21H77ZM89 22V21H88ZM94 22V23H95ZM134 22V21H133ZM142 22V21H141ZM163 22H164V20H163ZM164 22V23H165ZM171 22V21H170ZM40 23V22H39ZM48 23V22H47ZM61 23V22H60ZM68 23V22H67ZM79 23H80V21H79ZM103 22H101V24L100 25H102L103 26V24H102ZM146 23H149V22H146ZM159 23V26L161 25ZM164 23H162V24H164ZM190 23V22H189ZM42 24V23H41ZM53 24V23H52ZM55 24V23H54ZM119 24H121V23H119ZM124 25H126L125 23H123ZM143 24H145V23H143ZM150 24V23H149ZM152 24H154V23H152ZM152 24H151V26H152ZM46 25V24H45ZM60 25V24H59ZM63 25V24H62ZM69 25V24H68ZM67 25V26H68ZM70 25H71V23H70ZM124 25L122 26V27H124ZM128 25V24H127ZM126 25V26H127ZM130 25H132L131 23H130ZM146 25H148V24H146ZM156 25H158V22H157V24ZM155 25V26H156ZM171 25V24H170ZM179 25V26H180ZM203 25H205L206 27L208 26L209 27V29H208V27L207 28H205V27H203ZM6 26H8L6 23L4 24V26L3 27H5V29H9V27H6ZM57 26V25H56ZM65 26V25H64ZM66 26V27H67ZM107 26V25H106ZM129 26V25H128ZM143 26V25H142ZM164 26H166V25H164ZM172 26V25H171ZM176 26V25H175ZM2 27V28H3ZM47 27V26H46ZM51 27V26H50ZM49 27V28H50ZM61 27V26H60ZM73 27V26H72ZM93 27H94V25H93ZM96 27H97V25H96ZM101 26H99V28H100ZM104 27H105V25H104ZM104 27H102V30H105L104 29ZM115 27V26H114ZM133 27V26H132ZM131 27V28H132ZM148 27V26H147ZM163 27V26H162ZM176 27H178V26H176ZM186 27V28H185ZM40 28V27H39ZM63 28V27H62ZM65 28V27H64ZM110 28V27H109ZM111 28H113V26L111 27ZM111 28H110V30H111ZM116 28V27H115ZM156 28V27H155ZM160 28H161V26H160ZM166 28V27H165ZM165 28H164V30H165ZM169 26H168V30H169ZM197 28V29H196ZM4 29V28H3ZM61 29V28H60ZM69 29V28H68ZM91 29H92V27H91ZM151 29H152V27H151ZM163 29V28H162ZM188 29V30H187ZM206 29H208L207 31H206ZM54 30V29H53ZM87 30V29H86ZM85 30V31H86ZM89 30V29H88ZM94 30V29H93ZM109 30V29H108ZM119 31V29H116V31ZM164 30H161L163 33H164ZM172 30V29H171ZM187 31V33H186V31ZM197 30V31H196ZM9 31V30H8ZM10 31H11V29H10ZM46 31V30H45ZM92 31V30H91ZM96 31V30H95ZM95 31H93L94 33H95ZM150 31V30H149ZM170 31V30H169ZM169 31H168V33L167 34H169ZM173 31H175V27H174V29H173ZM205 31V32H204ZM40 32H41V30H40ZM54 32V31H53ZM63 32V34H64V31H62ZM66 32V31H65ZM88 32H90V31H88ZM111 32V31H110ZM109 31H108V34L110 33ZM122 32H124V31H122ZM157 32V31H156ZM162 32L160 33L161 35H162ZM167 32V31H166ZM171 32V31H170ZM176 32H174L175 34H176ZM185 32V33H184ZM201 32L204 34V35H202L201 34ZM207 32V33H206ZM215 32V33H214ZM8 34V32H7V30L5 31V34ZM43 33V32H42ZM45 33V32H44ZM49 33V32H48ZM76 32H74V34H75ZM92 33V32H91ZM119 33V32H118ZM129 33H130V35H131V37H130V35L128 34L127 35V32L125 33L126 35H127V37L129 38H131L132 39V41H134V42H136V38L138 39H141V40H139L140 42H143L142 41V39H144V38H140L138 35V37L136 36V38H135V40H133V36H132V31L129 29ZM143 33V32H142ZM154 33V32H153ZM153 33H151V36H152V34ZM173 33V32H172ZM171 33V34H172ZM173 33V34H174ZM197 33V34H196ZM1 35V32H0V35L2 36V38H6V35ZM40 34V33H39ZM56 34V33H55ZM67 34V33H66ZM69 34V33H68ZM72 34V33H71ZM96 34H97V32H96ZM104 34V33H103ZM159 34V35H160ZM166 33H164L163 35H165ZM213 34V35H212ZM45 35V34H44ZM59 35V34H58ZM70 35V34H69ZM78 35V34H77ZM102 35V34H101ZM110 35V34H109ZM126 35H124V36H126ZM134 35V34H133ZM140 35V34H139ZM145 35V34H144ZM144 35H142L143 37H146L147 38V36H144ZM157 35H158V33H157ZM156 35V36H157ZM160 35V36H161ZM5 36V37H4ZM54 36V35H53ZM65 36V35H64ZM86 36V35H85ZM100 36V35H99ZM112 36V35H111ZM122 37V34L120 35L119 34V36H118V38H117V40H115V41H117V43L118 42H121V41H118V39H120L119 37ZM123 36V37H124ZM158 37L157 36V39L158 40H161L162 39V37ZM190 36V35H189ZM211 36H210V38H211ZM215 36H216V34H215ZM13 37V36H12ZM11 37V38H12ZM35 37V36H34ZM33 37V38H34ZM39 37V36H38ZM52 37V36H51ZM59 37V36H58ZM62 37V36H61ZM76 37V36H75ZM75 37H74V39H75ZM78 37H79V35H78ZM95 38L97 37L98 38V35H95L94 36ZM105 37H106V35H105ZM153 37H155V36H153ZM152 37V38H153ZM186 37V36H185ZM192 37V36H191ZM53 38V37H52ZM55 38V37H54ZM85 38H87V37H85ZM95 38H92V41L91 42H93V40L95 39ZM102 38V41H103V36L101 37ZM116 38V37H115ZM114 38V39H115ZM129 38V39H130ZM156 38V37H155ZM209 38V39H210ZM35 39V38H34ZM56 39H57V37H56ZM55 39V40H56ZM58 39H60V38H58ZM58 39H57V41H58ZM72 39V38H71ZM110 39V38H109ZM112 39V41H114L113 40V38H111ZM219 39V40H220ZM43 40V39H42ZM75 40H77V39H75ZM86 40V39H85ZM91 40V39H90ZM171 40V39H170ZM211 40V39H210ZM44 41V40H43ZM42 41V42H43ZM100 41V40H99ZM110 41L111 40H109V45L106 43V45H107V48H108V46H112V45H110L111 43H110ZM128 41V40H127ZM162 41V40H161ZM160 41V42H161ZM188 41V40H187ZM212 41V40H211ZM210 41V42H211ZM215 41L217 42V40L215 39ZM25 42V41H24ZM31 42V41H30ZM33 42V41H32ZM47 42V41H46ZM55 42V41H54ZM58 42H60V41H58ZM57 42V43H58ZM94 42H96V39L94 40ZM94 42L93 43H90V41H89V45H93L94 44ZM138 42V41H137ZM136 42V44L135 45H132L133 43H131L130 41H129V43H130V46L129 47H127V49L124 51V54L122 55V58H121V60H120V66L118 67V74H117V76H120L121 75V73H122V71H123V66H122V63H126V62H128L129 61V59H136V53L137 54H139V52H138V50H140V56L139 57H142V58H144L145 56H147V54H152L151 52H153L152 51V49H153V43H152V41H146L145 40V42H147L146 44L144 43V46H141L142 44L141 43H137ZM167 42V41H166ZM169 42H171V41H169ZM177 42V41H176ZM183 42V43H182ZM191 42V43H192ZM202 42V43H201ZM213 42V41H212ZM225 42V43H224ZM77 43H80V42H77ZM85 43V42H84ZM104 43V42H103ZM103 43H100V47H101V44L103 45ZM113 43V42H112ZM124 43V44H123ZM179 43H178V45H179ZM188 43V42H187ZM215 43V42H214ZM224 43V44H223ZM230 43V44H229ZM44 44V43H43ZM42 44V45H43ZM54 44V43H53ZM99 44V43H98ZM123 44V45H122ZM122 46H124V45H126V44H128V43H126L125 44V41L124 42H122ZM141 44V45H140ZM170 44V43H169ZM172 44H174V42L173 43H171V45ZM176 44V43H175ZM174 44V45H175ZM194 44L192 45H190L189 44V46H190V48H191V46L193 47L194 46ZM218 44V45H219ZM29 45V44H28ZM39 45V44H38ZM47 45V44H46ZM105 45V44H104ZM117 45H119V44H117ZM129 45V44H128ZM170 45V46H171ZM196 45V44H195ZM209 45V44H208ZM215 45V44H214ZM213 45V46H214ZM221 45V46H222ZM59 46V45H58ZM61 46V45H60ZM63 46V45H62ZM87 46V45H86ZM86 46H84V49H85V47ZM98 46V45H97ZM115 46H116V44H115ZM176 46V45H175ZM189 46H187L186 47V49L189 47ZM212 46V45H211ZM216 46V45H215ZM221 46H219V47H221ZM231 46L229 47V48H231ZM70 47V46H69ZM72 47V46H71ZM74 47V46H73ZM77 47V46H76ZM110 47H109V50L108 51H110ZM114 47V46H113ZM118 48H120V45L119 46H117ZM117 47H115V49L117 48ZM124 47H126V46H124ZM196 47V46H195ZM200 47V46H199ZM227 47H226V52H227ZM36 48V47H35ZM52 48V47H51ZM54 48V47H53ZM105 48V47H104ZM104 48H102V49H100L101 51L103 50H105ZM122 48V47H121ZM176 48H177V46H176ZM198 48V47H197ZM222 48H223V46H222ZM225 48V47H224ZM231 48V49H232ZM79 49V48H78ZM183 50H186V49H184V48H182ZM230 49V50H231ZM44 50V49H43ZM77 50V49H76ZM86 50H88V46H87V48H86ZM89 50L92 52V50L90 49V47H89ZM94 50H95V47H94ZM100 50L99 49H97V51H99L100 52ZM107 50V49H106ZM114 51V49L113 48H111V51ZM119 50V49H118ZM117 50V51H118ZM123 50V49H122ZM121 50V51H122ZM159 50V49H158ZM157 50V51H158ZM172 49H170V51H171ZM183 50H182V53L181 52H176L178 55L181 53V54H183V53H185L186 51H184L183 52ZM192 50V49H191ZM196 50V49H195ZM207 50V49H206ZM229 50V49H228ZM64 51V50H63ZM62 51V52H63ZM73 51V50H72ZM75 51V50H74ZM110 51V52H111ZM117 51H114V52H116L117 53ZM120 51V50H119ZM187 51H188V49H187ZM190 51V50H189ZM189 51H188V55L190 56V54H191V51H190V53H189ZM233 51V50H232ZM33 52H34V50H33ZM42 52V51H41ZM67 52V51H66ZM68 52H70V51H68ZM67 52V53H68ZM80 52H82V51H80ZM79 51L77 52V53H80ZM88 52L87 51V54L88 53H90L92 56H93V58L95 57V55L98 57V55L100 54L99 52H96L95 51V54L92 52ZM106 52V51H105ZM113 52V53H114ZM135 52V53H134ZM160 52V50L158 51V53ZM164 52V51H163ZM162 50H161V55H162ZM172 52V54H173V51H171ZM196 52V51H195ZM198 52H199V50H198ZM222 52V51H221ZM235 52V51H234ZM238 51H236L235 53H237ZM58 53V52H57ZM61 53V52H60ZM77 53H75L74 55L77 57L78 55H76ZM84 53H85V51H84ZM134 53V54H133ZM157 52H153V59H151V61H153L154 60V56L156 57V54ZM157 53V54H158ZM175 53V54H176ZM224 53V52H223ZM86 54V55H87ZM90 54H88V56H89V58L90 57H92V56H90ZM112 54V53H111ZM177 54L176 55H174V57L175 56H177ZM197 54V53H196ZM200 54V53H199ZM231 54V53H230ZM34 55H36V54H34ZM70 55V54H69ZM102 55V54H101ZM101 55H99V56H101ZM114 55V54H113ZM186 55H187V52H186ZM187 55V57L186 58H189V56ZM238 55V54H237ZM32 56H33V54H32ZM37 56H39V55H37ZM58 56H59V54H58ZM80 57H81V53H80V55H79ZM78 56V57H79ZM84 56H85V54H84ZM88 56H85L86 58L88 57ZM103 56H104V54H103ZM103 56H101V57H103ZM114 56H116V58L118 57L117 55H114ZM114 56H109L110 58H113ZM164 56H166V55H164ZM180 56V55H179ZM183 56V55H182ZM181 56V57H182ZM204 56V55H203ZM207 56V55H206ZM239 56V58H240V56L241 55H238ZM237 56V57H238ZM29 56H27V59H29L28 58ZM66 57V56H65ZM70 57V56H69ZM73 56L71 55V58H72ZM75 57V58H76ZM85 57H84V59H85ZM96 57V58H97ZM101 57H99V58H101ZM105 57V56H104ZM104 57H103V59H104ZM148 57V56H147ZM151 57V56H150ZM167 57V56H166ZM172 57H173V55H172ZM173 57V58H174ZM185 57V55L183 56V58ZM199 57V56H198ZM197 56L195 57V58H198ZM234 57H236V55L234 56ZM75 58H74V60H75ZM81 58H83V56L81 57ZM88 58V59H89ZM96 58H95V60H96ZM110 58H109V61H110V63H112V60L113 59H111L110 60ZM149 58V57H148ZM147 58V59H148ZM152 58V57H151ZM157 58V57H156ZM162 58V57H161ZM171 57H168L167 59L169 60ZM173 58H171V59H173ZM186 58H185V60H186ZM193 58V57H192ZM200 58V57H199ZM206 58H208V57H206ZM67 59V58H66ZM70 59V58H69ZM69 59H67L68 61H69ZM73 59V58H72ZM77 59V58H76ZM79 59V58H78ZM77 59V60H78ZM84 59H82V62L81 63H83V65H88V62H90V61H88V59L87 60H85V61H87L85 64H84V62H83V60ZM92 59V58H91ZM98 59V58H97ZM102 58L100 59L101 61H105L106 60V58H105V60H103ZM120 59V58H119ZM150 59V58H149ZM158 59V58H157ZM156 59V60H157ZM160 59V58H159ZM163 59H165V60H167L166 58H164L163 57ZM170 59V60H171ZM175 59V58H174ZM177 59V63H178V60H179V57L178 58H176ZM180 59H182V58H180ZM205 58H203V60H204ZM209 59V58H208ZM33 60V59H32ZM44 60V59H43ZM47 60V59H46ZM71 60V59H70ZM73 60V61H74ZM90 60V59H89ZM156 60H155V63H156ZM34 61V60H33ZM58 61H60V59L58 60ZM101 61H99V63L98 64H100V62ZM108 61V62H109ZM114 61H115V59H114ZM116 61H118L117 59H116ZM138 61V60H137ZM164 61V60H163ZM182 61V60H181ZM196 62H197V60H195ZM209 61V60H208ZM221 61V60H220ZM12 62V61H11ZM37 62V61H36ZM55 62V61H54ZM69 62H72V60L71 61H69ZM79 62V61H78ZM132 62V61H131ZM174 62V61H173ZM184 62V61H183ZM191 62V61H190ZM194 62V61H193ZM195 62V63H196ZM202 62V61H201ZM207 62V61H206ZM27 63V62H26ZM31 63H33V62H31ZM43 63H45V62H43ZM80 63V62H79ZM105 63H107V62H105ZM104 63V64H105ZM115 63V62H114ZM117 63H119V62H117ZM135 63V62H134ZM140 62H138V64H139ZM152 63V62H151ZM155 63H154V66H155ZM158 63H160V61H158ZM161 63H162V61H161ZM161 63H160V65H161ZM167 63V62H166ZM171 63V64H170ZM177 63H175L176 65H177ZM220 63V62H219ZM223 63V62H222ZM225 63V62H224ZM241 63V62H240ZM29 64V63H28ZM27 64V65H28ZM72 64V63H71ZM70 64V65H71ZM77 64V63H76ZM103 63H101V65H102ZM108 64V63H107ZM116 64V63H115ZM131 64V63H130ZM130 64H128V65H130ZM169 64H170V66L169 67H171L172 66V62L170 61L169 62ZM168 64V65H169ZM179 64H181L180 62H179ZM187 64H189L190 65V63L188 62ZM193 64V63H192ZM207 64V63H206ZM227 64V63H226ZM229 64V63H228ZM235 64H237V63H235ZM11 65H13V64H11ZM32 65V64H31ZM39 65V64H38ZM59 65H60V63H59ZM64 65V64H63ZM135 65H137V64H135ZM144 65H145V61H144ZM147 65V64H146ZM162 65H163V63H162ZM168 65H167V67H168ZM176 65H174V66H176ZM208 65V64H207ZM206 65V66H207ZM215 65V64H214ZM222 65V64H221ZM233 65H234V63H233ZM29 66H30V64H29ZM28 66V67H29ZM45 66V65H44ZM61 66V65H60ZM65 66V65H64ZM74 66V65H73ZM106 65H104L103 66V68L105 67ZM116 66V65H115ZM150 66H151V64H150ZM159 66V65H158ZM194 66V65H193ZM200 66V65H199ZM205 66V65H204ZM205 66V67H206ZM217 66V65H216ZM225 66V65H224ZM23 67V66H22ZM54 67V66H53ZM82 67H84V66H82ZM82 67H80V68H82ZM90 67H92V66H90ZM102 67V66H101ZM109 67V66H108ZM156 67V66H155ZM163 67H164V65H163ZM179 66L177 65V67H176V69L178 68ZM183 67V66H182ZM192 67V66H191ZM196 67V65L193 67V69ZM218 67V66H217ZM240 67V66H239ZM30 68V67H29ZM50 68V67H49ZM48 67H47V69H49ZM68 68H71V67H68ZM78 68V67H77ZM94 68V67H93ZM92 68V69H93ZM106 68V67H105ZM133 68H134V65H133ZM132 68V69H133ZM136 68V67H135ZM187 68H188V66H187ZM190 68V67H189ZM188 68V69H189ZM25 68H23V70H24ZM36 69V68H35ZM64 69V68H63ZM66 69V68H65ZM73 69V68H72ZM82 69H84V68H82ZM92 69H89V71L90 70H92ZM98 69V68H97ZM116 69V68H115ZM165 69H166V66H165ZM165 69H162V67H161V69L156 73H154V74H152L151 76H152V80H159V79H161L160 77H159V75L161 74L162 76H166V77H171L172 76V73L174 74V71H176V70H173V71H170V69H167L166 70V72L164 71V73H163V70H165ZM171 69H172V67H171ZM180 69V68H179ZM185 68H182L181 70H184ZM198 69V68H197ZM196 69V70H197ZM213 69V68H212ZM217 69V68H216ZM233 69H235L234 67H233ZM20 70H22V69H20ZM53 70V69H52ZM77 70V69H76ZM79 70V69H78ZM86 70H88L87 68H86ZM131 70V69H130ZM141 70H143L142 68H141ZM140 70V71H141ZM157 70V69H156ZM224 70V69H223ZM230 70H232V69H230ZM236 70H238V68L236 67ZM236 70H233V72L234 71H236ZM240 70V69H239ZM238 70V71H239ZM7 71V70H6ZM29 71V70H28ZM66 71V70H65ZM71 71V70H70ZM81 71V74H79V72H78V75H82V74H84V73H82V72H85V71H82V70H80ZM95 71H96V69L93 71V73H95ZM117 71V70H116ZM187 71V70H186ZM198 71V70H197ZM202 71V70H201ZM206 71V70H205ZM22 72V71H21ZM113 72V71H112ZM125 72V71H124ZM142 73H143V71H141ZM150 72V71H149ZM148 72V73H149ZM178 72V73H177ZM177 74H175V77L177 76V78L179 77L178 75L180 74V71H178L177 70ZM183 72V71H182ZM181 72V73H182ZM189 72V71H188ZM191 72V71H190ZM193 72V71H192ZM8 73V72H7ZM74 73V72H73ZM87 73V72H86ZM184 74L182 75L181 74V77L183 76V78L185 77L186 79H187V77L189 78V74L187 75V76H184L185 75V72H183ZM197 73V72H196ZM195 73V74H196ZM214 73V72H213ZM230 73V72H229ZM229 73H227V74H229ZM234 73H236V72H234ZM238 73V72H237ZM237 73H236V75H237ZM243 73H245V72H243ZM242 73V74H243ZM4 74V73H3ZM91 72H90V74H89V81L88 82H91ZM100 74V73H99ZM104 74V73H103ZM140 74V73H139ZM150 74V73H149ZM198 74V73H197ZM200 74V73H199ZM205 74V73H204ZM35 75V74H34ZM53 75H54V73H53ZM60 75H62V74H60ZM76 76H78L77 75V72H76V74H75ZM98 75V74H97ZM113 75V74H112ZM114 75H115V73H114ZM140 75H142V74H140ZM148 75V74H147ZM191 75H193V74H190V76ZM202 75V73L200 74V76ZM211 75V74H210ZM209 75V76H210ZM216 75V74H215ZM232 75H233V73H232ZM231 74H229L228 76H232ZM235 75V74H234ZM233 75V76H234ZM241 75V74H240ZM239 75V76H240ZM20 76H22V75H20ZM29 76V75H28ZM49 76V75H48ZM52 76V75H51ZM63 76H65V75H63ZM93 76H94V74H93ZM96 76V75H95ZM129 76H130V74H129ZM137 76V75H136ZM174 76V75H173ZM194 76H196V75H193V78H194ZM205 76V75H204ZM212 76V75H211ZM233 76H232V80H233ZM238 76V77H239ZM243 76V75H242ZM36 77V76H35ZM75 77V76H74ZM82 78H84L83 77V75L81 76ZM80 76H79V80H80V78H81ZM99 77V76H98ZM192 77V76H191ZM219 77H221V76H219L218 75V78ZM11 78V77H10ZM32 78V77H31ZM50 78V77H49ZM59 78H60V76L58 77V80H59ZM75 78H77L78 79V77H75ZM81 78V80H83ZM95 78V77H94ZM140 78H142V77H139V79ZM147 78V77H146ZM213 78V77H212ZM211 78V79H212ZM12 79V78H11ZM23 79V78H22ZM145 79V78H144ZM148 79V78H147ZM150 79V81H151V78H149ZM164 79H166V78H164ZM180 80H181V78H179ZM186 79H184V80H186ZM208 79V81L210 80L209 78H207ZM217 79V78H216ZM240 79V78H239ZM30 80V79H29ZM32 80V79H31ZM57 80V81H58ZM81 80H80V82H81ZM85 80V79H84ZM94 80V79H93ZM95 80H97L96 78H95ZM138 80V79H137ZM141 80V79H140ZM175 80H177L178 81V79H175ZM194 80V79H193ZM200 80V79H199ZM198 80V81H199ZM215 80V79H214ZM217 80H219V79H217ZM24 81V80H23ZM63 81H65V80H63ZM70 81V80H69ZM87 81V80H86ZM102 81V80H101ZM147 81V80H146ZM159 81H161V80H159ZM171 81H173V80H170L169 82H171ZM197 81V82H198ZM225 81V80H224ZM230 81V80H229ZM256 81V82H255ZM25 82V81H24ZM93 82V81H92ZM104 82V81H103ZM152 82V81H151ZM151 82H147V83H151ZM163 82H165V81H163ZM190 82V81H189ZM215 82H217V81H215ZM63 83V82H62ZM66 83V82H65ZM194 83V82H193ZM200 83V82H199ZM207 83V82H206ZM224 83V82H223ZM222 83V84H223ZM228 83V82H227ZM236 83V82H235ZM239 83H240V81H239ZM80 84V83H79ZM152 84V83H151ZM151 84L150 85H148V86H150L151 88L153 87V86H151ZM156 84H157V82H156ZM172 84H173V82H172ZM172 84H171V86H172ZM179 84V83H178ZM191 84H192V82H191ZM212 84V83H211ZM210 84V88H208V91L206 90V92L205 93H203V89L202 90H200L201 88L200 87H198V90L196 91L195 89H194V91H196L195 93H194V91L192 92V94L194 93V95L192 96V97H190L187 93L188 92H186V93H184L185 95H188V96H186L188 99H186V97H184V95L182 96V94H181V99H179V95H178V98H176V100H174L175 102L173 103V105L172 106H169L170 108H168V109H165L166 111H167V113H172L173 111H174V108L175 107H177L178 108V110H179V112L182 110V113L184 112V113H186L187 112V107L189 108V105L188 104H190V106H191V108L190 109H188V112H190L189 113V117H190V119H191V117H193L194 115H197V113H200V112H198V110L200 109V107L203 105V108L204 107H207V108H209V105H211V111L210 112H212L213 110L215 111V112H213V114L212 113H210V112H208V111H206L207 113H209V114H211V117L213 118L212 120H214V124L215 125H213L212 124V126L213 127H211L210 126V129H215L216 128V131H218L217 129H221V130H223V131H225V132H228V133H222L219 137H217L216 139H213L212 140V143L213 144H216V142H217V139H220V138H225V139H227L229 142L228 143H230V145H235V150H238L239 148H240V146H243V141H244V143H246L247 142V139H246V135H245V129L247 128V126H250V124H255L259 129L260 128H262V127H264V119H260V118H263V116L261 117V115H259L260 114V112H261V109H260V111H258L259 112V114L257 113V114H252V112L251 113H249V109L251 108V106L252 107H254V105L252 104V105H250V107L249 108H247L246 109V111L245 110H243V113L242 112H240V113H242V116L240 115L239 117H236L235 119H237V120H235L234 122L235 123H232L231 121H233L232 120V118L234 117V108H236L235 106H236V104H235V106L233 107V106H231V102L230 101H225L226 99L225 98H223V97H221V98H223L224 99V101H223V103H224V105L223 106H220L221 104H217L216 105V99H218L219 97H220V95H219V91L220 90H222V88L221 87H216V86H213V85H215V83L214 84H212L211 85ZM221 84V85H222ZM230 84L231 83H229V86H230ZM53 85H55V83L54 84H52V86ZM67 85V84H66ZM85 85V84H84ZM92 85H93V83H92ZM141 85H143L142 83H141ZM147 84H144L143 86H146ZM154 85H155V82H154ZM163 85V84H162ZM255 85H257V86H255ZM87 86V85H86ZM134 86V85H133ZM136 86V85H135ZM143 86H141V88L143 87ZM170 86V87H171ZM173 86H175V85H173ZM182 86V85H181ZM199 86H201V85H199ZM206 86V85H205ZM205 86H204V89H205ZM213 86V87H212ZM28 87V86H27ZM55 87V86H54ZM81 87H82V84H81ZM88 87H91L90 85L88 86ZM169 87V86H168ZM208 87V86H207ZM241 87V86H240ZM244 87V86H243ZM250 87V86H249ZM79 88V87H78ZM147 88V87H146ZM149 89V90H153V89ZM175 88H177V87H175ZM183 88H184V86H183ZM195 88H197V87H195ZM200 88V89H199ZM203 88V87H202ZM212 88V89H211ZM235 88H236V86H235ZM260 88H259V91H260ZM24 89V88H23ZM51 88H49V90H50ZM85 89V88H84ZM131 90H132V92H131V98H130V105L131 106H134V102H135V105H137V103H139V101L138 102H136V99H140L139 98V96L140 95H138V94H140V93H138V91H140L141 89H139V88H137L136 87V90H135V88H130ZM139 89V90H138ZM143 89V88H142ZM154 89H156V85H155V88ZM161 89V88H160ZM163 89V88H162ZM162 89H161V91H162ZM185 89V88H184ZM248 89H251V88H248ZM46 90V89H45ZM55 90V89H54ZM78 90V89H77ZM91 90V89H90ZM157 90V89H156ZM166 90V89H165ZM168 90V89H167ZM175 90V89H174ZM182 90V89H181ZM190 90V91H191ZM227 90V89H226ZM242 90H244V89H242ZM42 91H43V89H42ZM48 91V90H47ZM158 91V90H157ZM173 91V90H172ZM209 91H210V93H209ZM236 91H238L237 89H236ZM255 91V90H254ZM258 91V92H259ZM29 92V91H28ZM52 93H53V91H51ZM130 92V91H129ZM128 92V93H129ZM146 92H148V90L146 91L145 90V94H147ZM151 92H153V91H150L149 93H151ZM159 92V91H158ZM163 92V91H162ZM162 92H159V94L160 93H162ZM180 92H182V91H180ZM221 92V91H220ZM245 92V91H244ZM22 93H23V91H22ZM156 93V92H155ZM167 93V92H166ZM168 93H169V90H168ZM209 93V97L207 96V94ZM222 93V92H221ZM237 93V92H236ZM240 93V92H239ZM242 93V92H241ZM24 94V93H23ZM87 94V93H86ZM89 94V93H88ZM141 94H143L142 93V91H141ZM144 94V95H145ZM152 94V93H151ZM173 94V93H172ZM222 94H224V92L222 93ZM242 94H245V93H242ZM249 94V93H248ZM250 94L252 95L253 93H251L250 92ZM143 95V96H144ZM154 95V94H153ZM166 95V94H165ZM205 95H206V97H205ZM218 95H219V97H218ZM229 94H227V96H228ZM18 96V95H17ZM25 96V95H24ZM28 96H29V94H28ZM142 96V95H141ZM142 96V97H143ZM204 96V97H203ZM241 96H243V95H241ZM246 96V95H245ZM249 96V95H248ZM248 96H246V97H244L243 96V98H247ZM16 97V96H15ZM33 97V96H32ZM40 97V96H39ZM42 97V96H41ZM64 97V96H63ZM128 97V96H127ZM134 97H135V100H134ZM137 97V98H136ZM218 97V98H217ZM27 98V97H26ZM28 98H30V96L28 97ZM27 98V99H28ZM50 98V97H49ZM52 98V97H51ZM82 98V97H81ZM143 98H145V97H143ZM148 98V97H147ZM151 98V97H150ZM16 99V98H15ZM25 99V98H24ZM37 99V98H36ZM47 99V98H46ZM53 99H55V98H53ZM52 99V100H53ZM87 99V98H86ZM86 99H85V101H86ZM171 99H173V97L171 98ZM223 99H221V101L223 100ZM232 99V98H231ZM230 99V100H231ZM233 99H234V97H233ZM22 100V99H21ZM20 100V101H21ZM84 100V99H83ZM89 100V99H88ZM87 100V101H88ZM169 100V99H168ZM20 101H19V103H20ZM27 101V100H26ZM46 101V100H45ZM55 101V100H54ZM144 101V100H143ZM219 101V100H218ZM239 101H241V100H239ZM247 101V100H246ZM255 100L253 99V102H254ZM42 102V101H41ZM60 102V101H59ZM83 102V101H82ZM120 102V101H119ZM155 102V101H154ZM154 102H152V103H154ZM243 102V101H242ZM241 102V103H242ZM256 102V101H255ZM18 103V104H19ZM36 104H37V102H35ZM50 103V102H49ZM64 103V102H63ZM140 103H142L141 101H140ZM151 103V104H152ZM218 103V102H217ZM237 103V102H236ZM240 102H238V104H239ZM240 103V104H241ZM16 104V103H15ZM25 104V103H24ZM23 104V105H24ZM52 104V103H51ZM62 104V103H61ZM65 104H67V103H65ZM75 102H74V106H75ZM120 104L122 105V106H124L121 102H120ZM160 104V103H159ZM238 105V106H242V105ZM244 104H245V102H244ZM255 104V103H254ZM21 105V104H20ZM19 105V106H20ZM58 105V104H57ZM59 105H60V103H59ZM78 105V103L76 104V106ZM22 106V105H21ZM38 106V105H37ZM71 106H73V104H71ZM139 106H141V105H139ZM159 106V105H158ZM12 107H14V106H12ZM11 107V108H12ZM17 107H18V105H17ZM24 107H26L25 105H24ZM66 107V106H65ZM64 107V108H65ZM135 107V106H134ZM137 107V106H136ZM214 107H216V110H215V108ZM22 108V107H21ZM46 108V107H45ZM58 108V107H57ZM62 108V107H61ZM69 108V107H68ZM71 108V107H70ZM241 108V107H240ZM23 109V108H22ZM28 109V108H27ZM27 109H25V110H27ZM63 109V108H62ZM74 109V107L72 108V110ZM156 103H154L152 106H151V113H153V112H155L156 111ZM242 109V108H241ZM60 110V109H59ZM64 110H66V108L64 109ZM177 110V111H178ZM236 111H237V109H235ZM239 110V109H238ZM4 111H6V109L4 110ZM3 111V112H4ZM9 111V110H8ZM11 111V110H10ZM9 111V112H10ZM57 111V110H56ZM112 111V110H111ZM138 111V110H137ZM140 111V110H139ZM203 111V110H202ZM2 112V111H1ZM6 113V115L7 114H10V113ZM14 112H15V110H14ZM13 112V113H14ZM197 112V113H196ZM263 112V111H262ZM12 113V112H11ZM19 113V112H18ZM60 113V112H59ZM58 113V114H59ZM63 113V112H62ZM109 113V112H108ZM184 113H183V115H184ZM201 113H203V112H201ZM200 113V114H201ZM25 114V113H24ZM51 114V113H50ZM65 114V113H64ZM188 114V113H187ZM263 115H264V113H262ZM5 115V116H6ZM63 115V114H62ZM149 115H152V114H149ZM172 115V114H171ZM199 115V114H198ZM202 115V114H201ZM205 115H208V114H206L205 113ZM2 116H3V114H2ZM4 116V117H5ZM64 116V115H63ZM148 116V115H147ZM188 116V115H187ZM208 116H210V115H208ZM207 116V117H208ZM259 116H260V118H259ZM13 117V116H12ZM43 117V116H42ZM149 117V116H148ZM186 117V116H185ZM184 117V118H185ZM206 117V118H207ZM3 119V117H0V119ZM6 118V117H5ZM119 118H120V116H119ZM187 118V117H186ZM1 119V120H2ZM10 119V118H9ZM122 118H120V120H121ZM124 119V118H123ZM151 119V118H150ZM149 119V120H150ZM3 120H5V119H3ZM2 120V121H3ZM33 120V119H32ZM36 120V119H35ZM211 120V121H212ZM7 121V120H6ZM79 121V120H78ZM77 121V122H78ZM182 121H184V120H182ZM14 122V121H13ZM36 122V121H35ZM39 122V121H38ZM43 122V121H42ZM77 122H75V123H77ZM143 122V121H142ZM141 122V123H142ZM190 122H191V124H190ZM189 122V125L188 124H186V125H183V126H181L179 129H178V131L181 133V134H185L187 131V128H188V131H189V129H190V127H192V125H197V120L195 119V120H191ZM209 122V121H208ZM11 123V122H10ZM21 123V122H20ZM46 123V122H45ZM103 123V122H102ZM147 123V122H146ZM179 123H181V121H179ZM201 123V122H200ZM211 123V122H210ZM209 123V124H210ZM232 123V124H231ZM12 124V123H11ZM36 124V123H35ZM78 124V123H77ZM99 124V122L97 123V125ZM208 124V123H207ZM231 124V125H230ZM43 125V124H42ZM95 125H96V123H95ZM95 125L93 126V127H90L88 130H93V128L95 127ZM101 125V124H100ZM103 125H105L104 123H103ZM114 125V124H113ZM73 126V125H72ZM72 126H67V132L68 131H71V127ZM190 126V127H189ZM8 127H10V126H8ZM31 127V126H30ZM38 127H39V125H38ZM135 127H138V126H135ZM203 127V126H202ZM0 128H1V126H0ZM3 128V127H2ZM37 128V127H36ZM104 128H106V127H104ZM156 128V127H155ZM192 128H194V127H192ZM192 128H191V130H192ZM205 128V127H204ZM230 128V129H229ZM5 129V128H4ZM6 129H7V127H6ZM5 129V130H6ZM116 129V128H115ZM141 130H142V128H140ZM248 129V128H247ZM264 129V128H263ZM40 130V129H39ZM39 130H37L38 132H39ZM46 130H47V128H46ZM101 130V129H100ZM152 130V129H151ZM205 130V129H204ZM29 131H30V129H29ZM33 131V130H32ZM148 131V130H147ZM153 131H155V129L153 130ZM153 131H151V132H153ZM1 132V131H0ZM4 132V131H3ZM80 132V131H79ZM195 132H197V130L195 131ZM250 132V131H249ZM260 132H261V130H260ZM9 133V132H8ZM7 133V134H8ZM64 133V132H63ZM62 133V134H63ZM69 133V132H68ZM145 133H147V132H145ZM189 133V132H188ZM1 134H3V133H1ZM30 134V133H29ZM148 134V133H147ZM150 134V133H149ZM195 134V133H194ZM246 134H248V132L246 133ZM81 135H82V133H81ZM113 135V134H112ZM144 135V134H143ZM142 135V136H143ZM207 135V134H206ZM263 135V134H262ZM5 136V135H4ZM38 136V135H37ZM78 136V135H77ZM141 136V137H142ZM256 136V135H255ZM254 136V137H255ZM3 137V136H2ZM45 137V136H44ZM57 138L55 139V140H58V141H56L57 143L56 144H59L58 146H57V148H56V145H55V143L54 142H52V144H50V149H48V153H46V155L48 156L47 157V164L49 165V162L51 161V159L55 156H58V158L56 157V159H59V158H63L67 153L64 151V150H61L60 149V147H61V145H62V143L64 142V139H65V137H67V134L66 135H64L63 134V136L61 135L60 137H58V136H56ZM83 137V136H82ZM86 135H85V139H86ZM89 137V136H88ZM87 137V138H88ZM140 137V136H139ZM185 137V136H184ZM26 138V137H25ZM34 138V137H33ZM40 138V137H39ZM79 138V137H78ZM78 138H76V140L78 139ZM136 138H138V136L136 137ZM136 138H133V137H127V138H124V139H122V140H117L114 144H113V148L114 149H117V151L118 152H129V153H132L133 155H134V153L135 154H137V155H139L140 156V158L142 159L141 161H144V165H146V169H148L149 171H147L148 173H150V171L151 172H153V173H155V171H161L162 173H161V175H163L162 177L164 178V179H162V177H161V181L162 180H164V182H166V180L165 179H167L168 181L171 179L172 181H175V182H178V180L176 181V179H180V181L178 182V183H180V184H184V187H186V185H188L189 187H192V189H195V191H196V195H201V197L200 198H198V201H200L201 202V200H202V198H204V197H207V196H209V198L211 199V196L213 197V198H215L214 196L216 195L218 198H219V200H220V202H221V204H220V208H221V210L222 209H224V210H229V208L230 207H237V206H242L241 207V210H248V209H250V205L248 204V202H249V199H248V191H249V189L251 188L250 186L252 185V183H250L249 181H248V179L250 178V176H249V178H247L248 176V174H250V173H252V174H256L255 176H258V171L259 170H263V168H264V152H262L261 150H260V152H262V153H260L259 155H253L252 153H251V157H252V164L251 165H248L244 170L243 169H241V171H244V172H241V174H237V173H235L234 171L233 172H230L229 174H228V178L226 179V180H228L227 181V184H226V188H225V190L224 189H221L220 187V182L219 181H212V182H208L209 181V174H215V173H226V172H228V171H226V169L228 168V166L225 168V167H222V169L220 170V168L219 167H215L216 165H214V167H212L211 166V171H208L209 170V168H208V166L209 165H211L210 164V162H212L214 159H216V158H219L222 154H223V152H221L220 150H218V149H213V150H211V151H208V152H204L202 149L201 150H199V151H197L196 153H192V154H186V155H184L180 160H178V161H171L170 163H168V164H165V165H163V166H161V163H159L160 165H158L157 164V166H155V162H157L156 161V156H155V153L153 152V151H155V150H153V151H151V150H145V148H143L144 150H139L140 149V147H138V139H136ZM27 139V138H26ZM37 139V138H36ZM159 139V138H158ZM169 139V138H168ZM260 138H258V140H259ZM31 140V139H30ZM39 140V139H38ZM44 140V139H43ZM42 140V141H43ZM145 140V139H144ZM157 140V139H156ZM263 140H264V138H263ZM70 141V140H69ZM82 141V140H81ZM83 141H85V140H83ZM140 141H142L141 140V138H140ZM168 141V140H167ZM256 141V140H255ZM28 142H29V140H28ZM27 142V143H28ZM31 142V141H30ZM40 142V141H39ZM44 142V141H43ZM43 142H42V144H43ZM102 142H104V141H102ZM166 142V141H165ZM164 142V143H165ZM220 142V141H219ZM20 143V142H19ZM33 143V142H32ZM79 143V142H78ZM146 143V142H145ZM150 141H149V145H150ZM152 143H154V142H152ZM157 143V142H156ZM260 143V142H259ZM22 144V143H21ZM23 144H26V143H23ZM23 144H22V147H23ZM163 144V143H162ZM27 145V144H26ZM30 145V144H29ZM37 145H38V143H37ZM36 145V146H37ZM39 145H41L40 143H39ZM149 145H148V147H149ZM152 145V144H151ZM156 145V144H155ZM217 145H219L218 144V142H217ZM260 145V144H259ZM258 145V146H259ZM30 146H32V145H30ZM42 146V145H41ZM161 146V145H160ZM184 146V145H183ZM247 145L245 144V147H246ZM252 146V145H251ZM256 146V145H255ZM264 145H261L260 147H257V148H261V147H263ZM16 147V146H15ZM21 147V146H20ZM27 147H28V145H27ZM211 147V146H210ZM215 147V146H214ZM248 147H250L249 145H248ZM24 148V147H23ZM67 148H69V147H67ZM93 147L91 146V145H89L88 146V149H92ZM139 148V149H138ZM142 148V147H141ZM146 148H147V145H146ZM151 148H152V146H151ZM154 148H155V146H154ZM35 149V148H34ZM27 150V149H26ZM29 150H31L30 148H29ZM87 150V149H86ZM162 150H163V148H162ZM257 150V149H256ZM264 150V149H263ZM12 151V150H11ZM116 151V152H117ZM160 152H161V150H159ZM215 151V152H214ZM252 151V150H251ZM258 151V150H257ZM1 152H2V150H1ZM21 152V151H20ZM253 152V151H252ZM31 153V152H30ZM233 153V152H232ZM253 153H255V152H253ZM1 154V153H0ZM11 154H12V152H11ZM16 154V153H15ZM69 154H70V152H69ZM157 154V153H156ZM160 154V153H159ZM8 155H9V153H8ZM14 155V154H13ZM17 155V154H16ZM30 155V154H29ZM32 155V154H31ZM71 155V154H70ZM158 155V154H157ZM2 156H3V154L2 155H0V157L2 158ZM12 156V155H11ZM20 156H21V153H20ZM229 156V155H228ZM71 157H72V155H71ZM71 157L70 158H66V160L67 159H71ZM16 158V157H15ZM14 158V159H15ZM26 158H27V156H26ZM65 158H63V160H61V161H64V159ZM10 159H13V158H10ZM159 159V158H158ZM157 159V160H158ZM162 159H163V157H162ZM164 159H167L166 157L164 158ZM227 159V158H226ZM26 160H28V159H26ZM55 160V159H54ZM65 160V161H66ZM69 160H68V162H69ZM72 160H73V158H72ZM241 160H243V159H241ZM1 161V160H0ZM6 161V160H5ZM9 161V160H8ZM7 161V162H8ZM58 161V160H57ZM56 160H55V162H57ZM80 161V160H79ZM159 161V160H158ZM163 161V160H162ZM166 161V160H165ZM1 162H3V161H1ZM0 162V163H1ZM15 162H17V160L15 161ZM19 162V161H18ZM20 162H21V160H20ZM19 162V163H20ZM45 162V160H42V162L40 163V168H42V167H44V165H45V169H46V166H47V164H44L43 165V163ZM54 162V161H53ZM54 162V163H55ZM59 162H60V160H59ZM70 162H72V161H70ZM4 163V162H3ZM11 163H13V161L11 162ZM63 163V162H62ZM2 164V163H1ZM20 164H22V163H20ZM51 164V163H50ZM53 164V163H52ZM58 164V163H57ZM237 164V163H236ZM241 164H242V162H241ZM142 166H143V163L141 164ZM235 165V164H234ZM239 165V164H238ZM9 166H10V164H9ZM52 166V165H51ZM58 166H59V164H58ZM57 166V167H58ZM3 167V166H2ZM1 167V168H2ZM49 167V166H48ZM52 167H54V170H50L51 169V167H50V169L48 168V170L49 171H53L52 172V174L54 173V171H55V167H56V165L54 166H52ZM39 168V169H40ZM134 168V167H133ZM137 168V167H136ZM3 169H5V168H3ZM2 169V170H3ZM44 169V170H45ZM53 169V168H52ZM58 169V168H57ZM56 169V170H57ZM43 170V169H42ZM46 171H47V169H46ZM46 171H42L43 173L44 172H46ZM48 171V172H49ZM220 171V172H219ZM139 172V171H138ZM146 172V171H145ZM215 172V173H214ZM38 173V169H37V172H36V174ZM40 173V176L43 178V179H39L38 177H40L39 175H38V177L37 176H35V179H36V181H38V182H41V188H43V186H44V183L43 182H45L46 181V178H45V176H46V174H44L43 176H42V173L41 172H39ZM57 173V172H56ZM158 173V172H157ZM34 174V173H33ZM51 175V174H50ZM55 176H56V174H54ZM114 175V174H113ZM142 175V174H141ZM160 175V176H161ZM217 175H219L220 176V174H217ZM251 175V174H250ZM262 175H264V174H261V176ZM47 176H48V174H47ZM46 176V177H47ZM53 176V175H52ZM51 176V177H52ZM101 176H104V177H102V179L103 180H107V183H108V185H107V183H106V185H107V187L105 188V192L103 193L102 191H99V197H100V199L101 200H103L104 201V199L106 200V197H108V196H110V195H108V194H112V193H114L115 195L116 194H118V198L119 199H117V202H118V200H120V201H122L123 203H124V205L126 204V205H128V204H131L130 205V207H132V204H133V199H130L131 198V193L129 192V190H127L126 188H124L122 185L121 186H118L116 183H118L119 181H120V177H118L119 175H115V176H111L110 175V177L108 178L106 175H101ZM212 176V175H211ZM24 177V176H23ZM126 177V176H125ZM130 177V176H129ZM251 177H254V176H252L251 175ZM11 178V177H10ZM20 178V177H19ZM47 178H49V177H47ZM54 178V177H53ZM52 178V179H53ZM60 178V177H59ZM66 178V177H65ZM128 178V177H127ZM132 181L133 182H135L136 181V178L134 179V176L132 175ZM145 178V177H144ZM212 178V177H211ZM217 178L219 179L220 177H218L217 176ZM3 179V178H2ZM24 179H26V177L24 178ZM109 179H111V180H109ZM174 179V180H173ZM215 180H216V178H214ZM252 179V178H251ZM264 179V178H263ZM1 180V179H0ZM42 180H44L43 182H42ZM64 180V179H63ZM124 180H125V178H124ZM130 180H131V178H130ZM3 181H5V179L4 180H2V181H0V185L3 187V184L5 183H3V184H1ZM30 181L32 182V180L30 179ZM58 181V180H57ZM181 181H182V183H181ZM221 181V180H220ZM223 181V180H222ZM221 181V182H222ZM7 182V181H6ZM26 182V181H25ZM62 182V181H61ZM141 182V181H140ZM149 182V181H148ZM170 182V181H169ZM225 182V181H224ZM63 183V182H62ZM61 183V184H62ZM105 183V182H104ZM172 183H174V182H172ZM172 183H170V184H172ZM13 184H14V182H13ZM13 184H11V185H13ZM22 183H20V185L19 186H23V185H21ZM49 184H51V186L55 189V187H54V185H53V182L51 181V183H49ZM60 184V183H59ZM59 184H58V186H59ZM70 184V183H69ZM131 184V183H130ZM138 184V183H137ZM141 184V183H140ZM166 184L168 185V183L166 182ZM169 184V185H170ZM5 185V184H4ZM8 185V184H7ZM27 185V184H26ZM26 185H25V187H26ZM37 185V184H36ZM43 185V186H42ZM93 185H95V184H93ZM134 185H136V184H134ZM139 185V184H138ZM175 185V184H174ZM174 185H172L173 186V189L175 190L176 189V187H174ZM176 185H177V183H176ZM175 185V186H176ZM179 185V184H178ZM32 186V185H31ZM30 186V187H31ZM34 186V188H38V187H36L35 185H33ZM38 186V185H37ZM39 186H40V184H39ZM104 186H105V184H104ZM180 186V185H179ZM187 186V187H188ZM10 187V186H9ZM15 187V186H14ZM18 187V186H17ZM29 187V186H28ZM139 187V186H138ZM13 187H11V189H12ZM22 188V187H21ZM41 188H40V190H41ZM60 188H63L62 186L60 187ZM141 188H142V186H141ZM148 188H149V190H151V189H153V186H151V185H149L148 186ZM158 188V187H157ZM181 188H182V185H181ZM9 189V188H8ZM16 189V193H18L17 192V190H19L20 191V189L18 188H15ZM135 189V188H134ZM159 189V188H158ZM161 189V188H160ZM183 189V188H182ZM7 190V189H6ZM25 190H27V189H25ZM30 190V189H29ZM28 190V191H29ZM37 190V189H36ZM43 190H44V188H43ZM43 190H42V194H43ZM101 190V189H100ZM138 190V189H137ZM142 190V189H141ZM179 190V189H178ZM4 191V190H3ZM8 192H10L9 190H7ZM47 191H48V189H47ZM47 191L45 192V194L47 193ZM58 191V190H57ZM56 191V192H57ZM61 191V190H60ZM71 191V190H70ZM177 191V190H176ZM22 193L24 192V194H26L25 192L26 191H24V188H23V191H21ZM30 192H31V190H30ZM36 192V191H35ZM40 192V191H39ZM38 191H37V193H39ZM51 192V191H50ZM56 192H54V193H56ZM137 192V191H136ZM154 192H156V190L154 191ZM213 192H216V193H213ZM0 193H2V189H1V187H0ZM15 193V192H14ZM36 193V194H37ZM41 193V192H40ZM58 193V195H60V193H59V191L57 192ZM56 193V194H57ZM157 193V192H156ZM161 193V192H160ZM170 193V192H169ZM171 193H173V191L171 192ZM220 193L222 194V195H224L222 198H220ZM261 193V192H260ZM4 194V193H3ZM8 194H10V193H8ZM8 194H6V197H7V195ZM24 194H23V196H24ZM28 194V193H27ZM41 194V195H42ZM52 194H53V192H52ZM67 194V193H66ZM68 194H69V192H68ZM155 194V193H154ZM164 193H162V195H163ZM12 195H14V194H12ZM19 195V194H18ZM57 195V196H58ZM120 195V196H119ZM169 195V194H168ZM175 195V193L174 194H172L171 195V197L173 198V196ZM2 196V195H1ZM20 196H21V194H20ZM30 196V195H29ZM28 196V197H29ZM35 196H37V195H35ZM53 196V195H52ZM64 196H66V195H64ZM63 196V197H64ZM69 196H72V195H69ZM68 196V197H69ZM5 197V198H6ZM32 197V196H31ZM31 197H30V200H31ZM111 197H113V195H111ZM175 197V196H174ZM36 198V197H35ZM38 198V197H37ZM36 198V199H37ZM58 198V197H57ZM60 198V197H59ZM67 198V197H66ZM73 198V197H72ZM123 198H125V199H128V201H126V200H123ZM133 198H135V197H133ZM140 198V197H139ZM138 198V199H139ZM165 198V197H164ZM170 197H168V199H169ZM212 198V199H213ZM6 199H8V198H6ZM26 199V198H25ZM61 199V198H60ZM74 199V198H73ZM99 199V200H100ZM109 199V198H108ZM171 199V198H170ZM174 199V198H173ZM216 199V198H215ZM1 200V199H0ZM14 200V199H13ZM22 200V202L21 203H23V199H21ZM70 200V199H69ZM69 200H68V202H69ZM100 200V201H101ZM130 200V201H129ZM172 200V199H171ZM4 201V200H3ZM7 201V200H6ZM19 201H20V199H19ZM29 201V200H28ZM54 201H55V199H54ZM107 201V200H106ZM105 201V202H106ZM114 201V200H113ZM168 201V200H167ZM262 201V202H261ZM5 202V201H4ZM56 202V201H55ZM60 202V201H59ZM111 202V201H110ZM115 202V201H114ZM126 202V203H125ZM164 202V201H163ZM258 202H260L259 204L260 205H264V201H263V198L262 199H259L258 200ZM17 203H20V202H17ZM28 203H30V202H28ZM168 203V202H167ZM5 204V203H4ZM31 204V203H30ZM59 203H57V205H58ZM109 204V203H108ZM118 204L120 205V203L118 202ZM118 204H116V205H118ZM163 204H165V203H163ZM213 203H209L208 205H206L205 207H212V209L214 208V205H212ZM25 205V204H24ZM27 205H29V204H27ZM26 205V206H27ZM70 205V204H69ZM100 205V204H99ZM123 205V204H122ZM252 205V204H251ZM260 205H258V207L260 206ZM71 206V205H70ZM107 206V205H106ZM109 206V205H108ZM253 206H255V205H253ZM8 207V206H7ZM19 207H23V204H22V206L20 205ZM37 207V206H36ZM105 207V206H104ZM103 207V208H104ZM117 207V206H116ZM115 207V208H116ZM127 207V206H126ZM260 207H262V206H260ZM14 208V207H13ZM26 208V207H25ZM29 208V207H28ZM71 208V207H70ZM76 208V207H75ZM108 208V207H107ZM114 208V207H113ZM23 209H24V207H23ZM119 209H121V208H119ZM128 209V208H127ZM127 209H126V211H127ZM259 209V208H258ZM264 209V208H263ZM8 210V209H7ZM31 210V209H30ZM52 210H55V209H52ZM68 210V209H67ZM85 210V209H84ZM88 209H86V211H87ZM90 210V209H89ZM109 211H111L110 213H112V210L110 209V207H109V209H108ZM125 210V209H124ZM129 210V209H128ZM198 210V209H197ZM253 210V209H252ZM69 211V210H68ZM151 211V210H150ZM9 212H11V211H9ZM78 212H79V210H78ZM78 212H77V214H76V217L78 218L79 216H77L78 215ZM108 212V211H107ZM131 212H133V211H131ZM168 214H173L172 216H179V214L177 213V211H176V209L175 208H173V207H171V208H169L168 209ZM18 213V212H17ZM45 213V212H44ZM57 213V212H56ZM105 213H106V211H105ZM104 213V214H105ZM109 213V214H110ZM9 214V213H8ZM26 214V213H25ZM24 214V215H25ZM43 214V213H42ZM66 214V213H65ZM74 214V213H73ZM73 214H71V217L70 218H68V223H70V224H65V223H62V224H64V226L65 225H67V226H69V225H71V223L73 222V220L75 221V216L73 217L72 215ZM118 214V213H117ZM149 214V213H148ZM244 214V213H243ZM2 215V214H1ZM64 215V214H63ZM81 215H82V213H81ZM92 215V214H91ZM90 215V216H91ZM106 216L108 215V214H105ZM104 215V216H105ZM216 215V214H215ZM214 215V216H215ZM3 216V215H2ZM48 216V215H47ZM50 216V215H49ZM98 216V215H97ZM103 216V215H102ZM101 216V217H102ZM114 216V215H113ZM112 216V217H113ZM115 216L117 217L118 215H116L115 214ZM114 216V217H115ZM54 217V219H55V216H53ZM72 217H73V219H72ZM109 217H111L110 215L107 217V219L109 218ZM111 217V219H110V221L112 220V219H115V218H112ZM121 217V216H120ZM125 217V216H124ZM123 217V218H124ZM127 217V216H126ZM209 217V216H208ZM239 217V216H238ZM250 217V216H249ZM3 218V217H2ZM9 218H10V215H9ZM59 218V217H58ZM62 218V217H61ZM61 218L59 219V220H61ZM86 218H88V217H86ZM98 218H100V217H98ZM106 218V217H105ZM171 218V217H170ZM191 218V220L193 221V220H195V219H197V214L195 215V216H191V217H184V224L185 225H187L188 223H189V219ZM236 218V217H235ZM18 219L19 218H17V221H18ZM63 219V218H62ZM69 219H72V222H69ZM79 219V218H78ZM91 219V218H90ZM129 219V218H128ZM9 220V219H8ZM11 220V219H10ZM77 220V219H76ZM101 220V219H100ZM103 220V219H102ZM173 220V219H172ZM215 220V219H214ZM244 220V219H243ZM2 221V220H1ZM62 221V220H61ZM79 221H82V219L81 220H79ZM89 221V220H88ZM113 221V220H112ZM111 221V222H112ZM122 221V220H121ZM174 221V223H175V220H173ZM172 221V222H173ZM202 221V220H201ZM200 221V222H201ZM209 221V220H208ZM212 221V220H211ZM235 221H237V220H235ZM242 221V220H241ZM19 222V221H18ZM22 222V221H21ZM58 222V221H57ZM97 222V221H96ZM105 222V221H104ZM125 223L126 222H130V220L129 221H124ZM178 222V221H177ZM176 222V223H177ZM180 222V221H179ZM204 222V221H203ZM207 222V221H206ZM219 222V221H218ZM252 222V221H251ZM8 223V222H7ZM76 223V222H75ZM142 223V221H141V219H137V220H135V225H134V228L133 229H131L130 231H128V233H126V234H119L118 236H116V239H114V242H115V240H116V242L115 243H117V244H125V243H127L128 242V244L130 245V246H132L134 243H137L138 244V242L139 243H141V245L142 244H145L146 242H150L151 243V247H152V251H153V254H152V257H151V260H150V262L149 263H139L137 260H135V262H134V264H166L167 262H169V261H171L172 259H174V261H176L177 259H178V262L180 263V264H197L198 263V260H209V261H211L212 262V264H220V262H219V260H217L218 258V256H217V251H214V244L215 243H217V244H219L221 247H223L225 244H227L228 243V239L226 240H224L223 238H225L224 237V233L227 231H225V227H221V228H218V225H215L214 223H210V224H208V228H207V230H205L206 232H204L199 238H198V240H197V242L195 243V244H193V246L191 247V250L189 251V253H187V254H183V255H178V253H180V252H182V250H181V248H182V244L183 243H187V241H186V239H185V237L184 236H182L180 239H179V241H180V244H178V245H176L175 247V250L173 249V251H167L168 249H166L165 248V245H166V243H165V240H166V237H167V235L165 234V233H161L160 232V229H158V224H155L150 230L148 229L147 231L145 230V231H142L141 229H140V227L138 226V225H140ZM173 223V224H174ZM13 224V223H12ZM20 224V223H19ZM32 224V223H31ZM57 224V223H56ZM78 224H80L79 222H78ZM96 224V223H95ZM107 224V223H106ZM115 224V223H114ZM123 224V223H122ZM238 223H236V225H237ZM72 225H74V224H72ZM85 225H87V224H85ZM116 225V224H115ZM118 225V224H117ZM120 225V224H119ZM118 225V226H119ZM127 225V224H126ZM199 225V224H198ZM202 225V224H201ZM239 225V224H238ZM237 225V226H238ZM1 226V225H0ZM6 226H8V225H6ZM21 226V225H20ZM32 226H33V224H32ZM57 226H59V225H57ZM62 226V225H61ZM67 226H66V228H67ZM142 226V225H141ZM240 226V225H239ZM4 227V226H3ZM14 227V226H13ZM12 226H11V221H10V229L11 228H13ZM51 227V226H50ZM53 227H55L54 226V223H53ZM76 227V226H75ZM226 227H228V226H226ZM263 227V226H262ZM16 228V227H15ZM40 228V227H39ZM73 228H74V226H73ZM73 228L71 227L70 228V226H69V228H68V231H70L71 233L75 230V228H74V230H73ZM89 228V227H88ZM100 228V227H99ZM190 228V227H189ZM192 228H194V227H192ZM8 229V228H7ZM91 229V228H90ZM98 229V228H97ZM174 229V228H173ZM180 229H181V227H180ZM179 229V230H180ZM202 229V228H201ZM227 229H229V228H227ZM251 228H249L248 226L246 227V226H242L241 228H238V230H239V234H238V237L239 238H241V237H244L245 239H247L246 237H250L251 236V234H252V231L250 230ZM5 230V229H4ZM99 230V229H98ZM106 230V229H105ZM109 230V229H108ZM113 230V229H112ZM1 231H3V229L1 230ZM13 231V230H12ZM4 232V231H3ZM69 232V233H70ZM5 233V232H4ZM7 233V232H6ZM9 233V232H8ZM68 233V235L69 236H67L68 238L70 237V234ZM82 233V232H81ZM190 233V232H189ZM180 234V233H179ZM226 234V233H225ZM73 235H75V233H73ZM72 235V237H74ZM79 235V234H78ZM85 235H86V233H85ZM181 235V234H180ZM198 235V234H197ZM258 236V235H257ZM261 236V235H260ZM187 238V237H186ZM58 240H59V238H57ZM46 240V239H45ZM62 240V239H61ZM69 240V239H68ZM44 242V241H43ZM52 242H54L53 240H52ZM51 242V243H52ZM57 242V241H56ZM63 242H65V241H62V243ZM66 242H68V241H66ZM90 242V241H89ZM89 242H88V244H89ZM97 242V241H96ZM181 242H182V244H181ZM190 242V241H189ZM226 242V243H225ZM231 242V241H230ZM179 243V242H178ZM207 243V244H206ZM49 244V243H48ZM47 244V245H48ZM120 244L118 245V246H120ZM190 244L192 245V243L190 242ZM239 244V243H238ZM247 244H248V242H247ZM54 245V244H53ZM52 245V246H53ZM56 245H58V242H57V244L55 243V245L54 246H56ZM60 245V244H59ZM128 245V246H129ZM155 245H157V247H156V249H155ZM235 245V244H234ZM53 246V247H54ZM62 246V245H61ZM76 246V245H75ZM129 246V247H130ZM171 246V245H170ZM245 247V246H244ZM253 247V246H252ZM259 247V246H258ZM258 247H257V249H255V251L254 252H252V253H250L249 252V250H246V251H242V252H237L238 254H236L233 258H231L230 259V263L229 264H237L238 262H237V260H239V259H242L243 261H245V263L244 264H256V262H258V264H259V262L260 261H264V254L263 253H261L260 252V249H258ZM52 248V247H51ZM64 248V247H63ZM169 248V247H168ZM262 248V247H261ZM50 249V248H49ZM128 249V248H127ZM139 249H142V248H140L139 247ZM219 249V248H218ZM217 249V250H218ZM248 249V248H247ZM263 249H264V247H263ZM47 250H48V248H47ZM52 250H53V248H52ZM118 250H120V251H116V252H114V253H112L111 255H110V257H109V259H110V263L109 264H122V258H123V260L126 258V256H127V252H125V250H123V248H118ZM252 250V249H251ZM58 251H60V250H58ZM141 251V250H140ZM220 251V250H219ZM178 257V258H177ZM132 258V257H131ZM25 261V260H24ZM133 261V260H132ZM173 262V261H172ZM177 262V263H178ZM237 262V263H236ZM127 263H128V261H127ZM174 263V262H173ZM176 263V264H177ZM263 263V262H262ZM124 264V263H123ZM242 264V263H241Z\"/></svg>",
	"mask_w": 264,
	"mask_h": 264
}]
</instances>
